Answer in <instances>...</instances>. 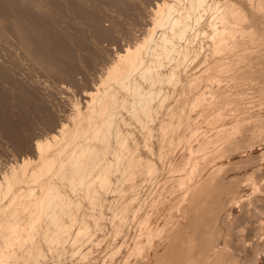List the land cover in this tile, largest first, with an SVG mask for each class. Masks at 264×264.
<instances>
[{
	"label": "rangeland",
	"instance_id": "374dc122",
	"mask_svg": "<svg viewBox=\"0 0 264 264\" xmlns=\"http://www.w3.org/2000/svg\"><path fill=\"white\" fill-rule=\"evenodd\" d=\"M162 1L163 0H0V112H2V114L5 116V118L4 117L2 118L0 116V182H2L0 185L2 186V184H4L3 182H5V181H2L1 179L4 180L5 178L8 179V177L9 178L12 177V175L10 174L11 173L10 170H12V173H13V171L16 172V173H13L14 176L18 175L17 173H19V172H17V171H20V168H21V167L18 168V166L22 165L21 163H22L23 159L24 160L25 159H29V160H27L28 163H26V168H25V169L29 168V170L28 169L26 170L30 174L29 176H31L33 173H35L34 175L36 176V178L34 177V179H33L34 181L30 180L31 178H33L34 175L31 176L30 178H28L29 180H27V175H26L27 172H25L23 174L22 171H20L24 176H22L23 178H20L21 175L19 173V180L23 182L26 179L27 182L28 181L33 182L32 183L33 185H31L32 187L28 185L29 183L23 182V183L26 184V186L28 185L29 188H33V190L31 189L32 191H30V189H28L29 192H26V190H27L26 188L27 187H23V183H21L19 181L22 184V185L19 184V182H18L19 186L16 184L17 185L16 187L19 188V190H17V188H13L15 186L12 187L13 190L15 189L17 191L16 193H19L21 191V187H22V190L25 188L26 189V190L24 189L25 192H23L24 191L23 190V191H21L20 194L23 197L24 193H26L27 196L25 195L24 196L25 198L23 199V198H21L20 194H18L20 198L16 194V197L19 200H17V198L15 197L16 199L15 198L13 199V203H11L12 205H9L8 206L9 208L7 207V210H6L5 207H2L0 205L2 207V208L0 207V210H1L0 211V216L2 217V215H3V217H2L3 220L5 218H6L5 220H7V217H8L7 215H11L13 212L14 213L11 215V217L9 216L10 218H8V219H15L17 221L20 218L23 219V220L20 219L22 221H18V225L17 226L20 227V232L18 233L19 236L15 239V241L11 240V239H9V240L7 239L8 240L6 242L7 244L4 245V246H0V250H2V251L5 250V251H3L5 254L2 252L3 255H4V258H3V260H1L0 264H2L3 262H6L7 264H17V263H20V264H36V263L37 264H58V263L59 264H61V263L62 264H78V262L80 260H82V259L83 260L80 261L79 264H84L85 262H86L85 264H124V263L125 264H138L141 261L142 262L140 264H183V262H184L183 258H186L185 260L193 259V257H196L198 255V253H199L200 257H196V259H194V262L196 260V264L197 263L200 264L202 259H200L201 258V253H200L201 251H200L199 247L203 246V245H204V247H206V245L210 246L211 243L209 244L208 240L211 239V242H212L213 241L212 238H214L218 232H219L218 235L220 237L219 236L217 238L215 237L214 241L212 242L213 244H211L212 246H210L212 249L214 248V250L217 247L216 250H218L220 252L219 253L218 251L215 250V253H216L215 256L216 257L214 256V258L212 259L213 263L216 262V264L217 263L221 264V263H223V261L225 259V261H224L225 264H230V263L232 264L235 261L237 263L235 262L233 264H238V262L240 264L242 262V258H244L245 259V260L243 259L244 262L245 263L247 262L249 264V260L253 261V259H249L248 258V253L249 252H247V251H251L254 248V252L253 251L250 252V254L251 253H253V254H251V255L249 254V257L252 256V258H254V263L255 264H261V263L264 264V262H263L264 258L262 257L263 256L262 255L263 251L262 252L260 251L261 248L264 247V245H262L263 242H261V241L264 240V232H263L264 231V227H263L264 226V220H263L264 219L263 218L264 217V212H263L264 211V204H262V203H264V201L262 199V198H264V193H263V190H264V156H263L264 155V149H263L264 148V143L263 144L261 143L262 140L264 142V128H263L264 127V110H263L264 109V0H256V1L253 0V2H255V3H253L252 0H250V1L249 0H246V1L245 0H228V1L227 0L223 1L222 0L223 2L220 1V0H218V1L212 0L213 3L215 2L214 5L213 4L210 5L212 3V1H210V0H209L210 3H209L208 0H166L168 3L165 0L163 1L164 3ZM169 1L170 2L172 1V2L169 3ZM185 2H186V6H185ZM193 2H195V3H193ZM216 2H219V3H216ZM157 3H158V5H157ZM223 3H224L225 8L223 6ZM259 3H261V4L259 5ZM159 4L162 5V8L160 7L161 5L159 6ZM163 4L165 6H163ZM205 4H207V6ZM232 4H234V5L232 6ZM218 5H219L220 9L217 8ZM246 5H248V6H246ZM176 6H179L181 9H179ZM205 6H206V8H204ZM255 6H257V7H255ZM159 7H160V10L163 9V7H164L165 10L163 9V11H166L167 13L164 14V16H163L164 18H162L161 22L158 23V22H155V21L157 20V18L159 19V17L155 16V15L160 14V12H158ZM209 7H210V11H209ZM258 7H261V8H258ZM176 8H178V9H176ZM193 8H194V10H193ZM253 8H254V10H253ZM257 9H259V10H257ZM154 10L156 12H154ZM199 10H200V12H199ZM228 10H229V12H228ZM216 11H217V13H218V11H220V14L218 13V15H217ZM188 12H189V14H188ZM191 12H192V14H191ZM210 12H212V14L215 17L217 16L216 18L219 19L218 20L219 28L223 27V25L229 26L230 28H229L228 31L230 32V34L232 33V36H233V37H229L230 39L229 38H224L219 44V46H224V47H221V48L218 47V49H216L217 51L215 50L213 52H212V48L213 47H211L212 45H209V43H208L209 42L208 40H210V44H212L211 43V38H210L211 35H210L209 31H208V37H206L207 36V30H209V26H208V22H205V21L206 20L208 21L209 17L212 15ZM182 13H183V15H182ZM206 13H207V15H206ZM208 13H209V15H208ZM202 14H203V16L204 15L208 16V18L207 17L204 18L205 16L204 17L201 16ZM243 15H246L247 17L243 16ZM154 16H155V18L156 17L157 18L154 19ZM190 17H191V19H190ZM239 18L240 19L242 18V19L240 20ZM202 19H203V22L205 24L200 23V20L202 21ZM204 19H205V21H204ZM190 21H191V24H190ZM153 22H155V23H153ZM197 22L200 23V25ZM229 22L230 23L234 22V23L230 24ZM160 23H161V28H159L160 27ZM182 23H186L184 25L185 26L187 25L186 26L187 28L184 25H182ZM153 24H156L155 25L156 27H153ZM201 24H203L202 27L204 29L206 28L205 30L202 29V28H201L202 30L199 29ZM193 25H194V27H193ZM196 25L199 26L198 27L199 30L197 29ZM239 26L242 27V28L239 29L240 28ZM237 27H239V28H237ZM152 28H153L154 31H152V33H151L150 29L152 30ZM154 28H157V30L154 29ZM236 29H238L239 31H237ZM166 30H167V32H166ZM194 30H197V31L194 32ZM176 31L180 33V36H178V37L174 36V33H177ZM198 31H200L199 34H198ZM149 32H150V34H149ZM190 33H191V35H190ZM251 33H252V35H250ZM167 35H168V37H166ZM188 35H190V37ZM235 35H238V36L235 37ZM234 37H235L237 42H235ZM241 37H243V38H241ZM245 37H247V38H245ZM250 37H251V39H248ZM145 38H147V39H145ZM183 39H184V41H183ZM142 40H143L142 43H144V42L145 43L147 42V43H146V45L144 43V44H142V47H139V46H141L140 44H141ZM145 40H147V41H145ZM155 40H157V41H155ZM163 40H166L165 44L168 47L165 44L161 45ZM167 40H169V41H167ZM174 40H175V43H173ZM239 40H242V41L240 42ZM245 40L246 41L248 40L247 43L252 40L251 41L252 43L251 42H249V43L253 44L252 46H254V49L253 48H248V47H250L249 43L248 44L246 43L248 46L247 45L245 46ZM152 41H153V43H152ZM158 41H160V43ZM177 42H179V44L181 43V45L183 43V46H181L182 49H181L180 45ZM238 42H240V43H238ZM24 43H25V46H24ZM137 43H139V44H137ZM150 43H152V44H150ZM156 43H158V44H156ZM241 43H243L242 44L243 49H241V47H242ZM149 44L151 45V48L149 47L150 46ZM184 44L186 46H184ZM239 44H240L241 47L239 46ZM135 45L136 46L139 45V46H137V51L133 50L134 48L136 49ZM144 45L147 46L146 50L144 48ZM208 46H210V48H207ZM169 47H170V49H169ZM205 47L207 49H205ZM232 47H234V49ZM237 47H239L241 50H239V48H237ZM246 47H247V49H246ZM127 48H130L131 50L127 49ZM140 48H142V50H144V51L141 50V52H139ZM149 48H150V50H149ZM185 48H186V51H185ZM154 49H155V51H154ZM209 49H210V51H209ZM202 50H204L203 51L204 53L202 52L204 55L201 53ZM236 50L238 51V53H237ZM127 51L137 52V57H139L138 55L141 54L143 56V60L146 58L145 61L146 60L147 61L146 62L143 61L142 57L140 55L141 58L139 57V58H137V60L140 62V67H142V66H144V67H142V68L139 67L137 69L138 71L136 70V72H134V74L133 73H132V75L130 74L132 76L131 78H130V75H129V76H127V78H125L126 80L122 79L123 81L120 82V83H122L123 85L122 84L120 85V83H119L120 89L118 90V83L117 84L116 83L112 84L111 82L108 81L109 80L108 77L110 79L113 78V77L110 76V74H112L110 72H114V71H116V69L119 70V66L118 65H120L121 61H123V59H124L123 54L126 53ZM147 51L149 52V55L147 54L148 53ZM181 51H182V55H181ZM194 51H195L196 54H198L200 52L199 53V57H200V55L203 57V58L201 57V60H200V62L202 61L201 63L199 62V60H196L198 58H196L197 55L194 53ZM197 51H199V52H197ZM207 51H209V52H207ZM227 51H229L230 53L227 52ZM138 52H139V54H138ZM151 52H152V54H151ZM167 52H169V53H167ZM235 52L237 53V55H234V54H236ZM120 53L122 54V56H120L121 55ZM242 53H244V54H242ZM206 54H207V56H206ZM229 54H230V56H229ZM247 54H248V56H247ZM180 55H181V57H180ZM239 55H243V57L239 56ZM157 56H158V58H157ZM209 56H210V58H209ZM226 56L228 57L229 60H227ZM234 56L235 57L237 56L236 58L238 60L235 58L237 60V62H236V60H233ZM215 57H218V58H216V59H218L217 61H216ZM229 57H231V58H229ZM151 58L154 59V60H152ZM180 58H181V60H180ZM206 59H207V61H206ZM230 59L233 61V63H232V61ZM239 59H241V61ZM194 61L195 62H199V65H197V68L196 67L194 68V66H195V65H193ZM208 61H212V63L210 62V64H209ZM153 62H155V63L153 64ZM160 62H163L162 65H161ZM174 62H176V63H174ZM204 62L207 63L208 65H206V67L204 66V68H202L203 65H204ZM218 62H220L222 65H220V63H218ZM240 62L243 63V64L241 63L242 64L241 67H240V64H239ZM178 63H179V65H178ZM183 63H184V65H183ZM187 63H188V66H186ZM214 64H216V65L214 66ZM223 64H225L227 66L229 65L228 66L229 68L227 66H224ZM232 64H233L234 67L231 66ZM244 64H245L246 67L245 66L243 67ZM148 65L149 66L152 65L151 66L152 69L149 68ZM168 65H170V66H168ZM189 65H191V66H189ZM115 66H116V68H115ZM153 66H154V69H153ZM208 66H210V67H208ZM235 66L236 67L239 66L240 70H239L238 67L236 68ZM199 67H201L202 69L197 71L199 69ZM224 67H226L225 70L226 71L229 70L230 73L228 71L226 73L225 70H224ZM114 68H115V70H112ZM188 68H189V70H188ZM143 69H144V71H143ZM166 69H168V70H166ZM190 69L193 70V72L191 71L190 73H194L195 72V74L189 75L190 73H187V75H186V72H189ZM220 69H222V70H220ZM151 70H152V72H151ZM172 70H175V72L172 71ZM235 70H237L236 73H233V72H235ZM166 71H168V73L170 75L168 74V76H166V74H167ZM207 71H208V73H207ZM239 71H241V72L239 73ZM153 72H154V74H153ZM159 72L160 73L162 72L161 74H163V75L161 76V74ZM196 72L197 73L199 72V73L197 74ZM182 73H183V75H182ZM202 73L203 74L205 73V75H202ZM232 73L236 74V75L232 76L233 75ZM114 74H115V72L113 73V75ZM141 74H142V76H140ZM150 74L151 75L153 74V75L151 76ZM173 74H175V75H173ZM211 74H212V76H211ZM228 74L229 75L232 74V75L227 76ZM214 75L218 76V77H213ZM139 76L141 78H139ZM148 76L151 79L147 78ZM157 76L159 77V79L157 78ZM187 76H189V77L191 76L192 78L191 77L187 78ZM235 76L238 77V78H236ZM152 77H155L156 80H154L155 78H152ZM184 77L187 80H190L191 82L189 81L188 84L186 85L187 82L185 81L186 79ZM221 77H222V79L224 81L222 80L223 82L222 81H220V82H222L223 84L219 82V79L221 80ZM230 77H232V78H230ZM170 78L172 79V81H173L174 78H177V81H176V79H174L175 80L174 81V85L172 84L173 82L171 81ZM207 78H209V80ZM210 78H211V80H210ZM215 78H217V79L213 80ZM227 78H230V80L231 79H233V80L230 81ZM196 79H198L199 81H195ZM104 80L106 82V83L104 82L106 85L109 84L108 86H106L103 83ZM152 80L154 81V83H153ZM161 80H162L163 84L161 83ZM206 80H208V83H207ZM228 80H229V82H228L229 84L228 85H230L229 87L227 85V82L224 83L225 81H228ZM124 81H125L126 84L123 83ZM157 81H159L160 83L157 82ZM194 81H195V83H194ZM107 82H108V84H107ZM113 82H114V80H113ZM156 82L159 83V85H158L159 87L156 85ZM230 82H232V83H230ZM145 83H150V84H146L145 85ZM212 83L214 85L215 84L216 85L212 86ZM115 84L117 86H114ZM225 84L227 85V87H225L226 86ZM232 84L234 85V87H233ZM237 84H238L239 88L236 86ZM126 85H127V88H126ZM136 85H137L138 88L136 87ZM147 85L150 86V87L148 88ZM189 85H190V87H188ZM195 85H196L197 89L194 88ZM201 85H202V87H204L203 89H200V88H202ZM204 85H206V87ZM100 86H102L101 87L102 91L99 88ZM109 86H110V88H113V89L110 90V88H108ZM129 86H131V88L133 87L132 90H131L132 93L130 92V88H128ZM209 86L210 87L212 86L213 88L212 87L210 88ZM220 86L222 88H220ZM141 87L142 88L146 87V88L142 89ZM154 87H157V88L154 89ZM216 87H219V89L218 88L216 89ZM186 88H187V90H186ZM230 88L233 89V90H231ZM235 88L238 89L237 90L238 93H237ZM145 89H146V91H145ZM178 89H180V90H178ZM212 89H214V90L210 93L209 91H211ZM222 89L224 91L226 90L227 92H224ZM229 89L231 91H228ZM93 90H95L94 91L95 93L93 92ZM99 90H100L101 93L99 92ZM120 90L122 91L121 92L122 94L121 93L119 94ZM124 90H126V91L129 90V93L124 91ZM133 90H134V92H133ZM174 90L177 91V92H174ZM185 90H186V92H185ZM215 90H217V91H215ZM96 91H98L97 93H98V95H100L99 99L101 100V101L99 100V102H100L99 104L96 103L97 104L96 107L98 108L100 106V108L101 107L103 108V113L100 114L102 116H100L99 119L103 118L102 123L104 125H102L101 127H100V125L97 126V124L95 125V123H94L96 121H93V125L95 127V132L93 134L94 135L96 134V135L94 136L92 134L91 137L88 139V137L90 136V132H86V131L84 132V130H83L84 129L85 118H86V113H87V109H86V104L85 103L88 102V99L91 96H93L95 98L98 96L96 94ZM166 91H167L168 95H166L167 94V93H165ZM192 91L195 94H192L193 93ZM219 91H220V93H219ZM221 91L224 93V95H222L223 93ZM89 92L90 93L93 92V94H95L96 96H94L93 94L90 95ZM124 92H126L127 95ZM136 92H138V93H136ZM153 92L155 93L154 94L155 97L153 96ZM200 92H201V95H200ZM235 92H236V94H235ZM87 93H89V96H88ZM107 93L109 95H111V96H109ZM116 93H118V95ZM180 93L182 94V96H181ZM205 93H208L209 95L205 94ZM102 94H103V96H102ZM135 94L138 95V97ZM143 94H145V95H143ZM161 94H162V96H161ZM191 94H192V96H191ZM228 94L229 95L232 94V96L234 95L232 100L235 98L237 101H235V99L233 101H231L230 98L232 96L230 95L231 97H229ZM121 95H122V97H121ZM130 95H131V97H130ZM165 95L167 96V98H166ZM211 95H213V96L211 97ZM214 95L216 96L215 97L216 99L214 98ZM207 96H209L210 99L206 98ZM224 96L226 98L225 101L222 100V99H224L223 98ZM103 97L105 99H103ZM117 97H120V98H117ZM158 97H160V100L159 99L157 100ZM186 97L188 98V101H189L190 105H187L188 101L186 100L187 99ZM127 98H130L131 100L127 99ZM154 98H155V100L153 101ZM163 98H164V100H163ZM184 98H186L185 99L186 103L184 101H182ZM113 99H114V101L115 100L116 101L114 102ZM165 99H166V101H165ZM174 99H175V102H174ZM123 100H124L125 103L123 102ZM156 100L159 101V102L157 103ZM206 100H207L208 103L206 104V106L205 105L203 106L202 103L203 102L206 103L205 102ZM141 101H142V103H141ZM152 101L154 103H152V105H151ZM196 101L197 102L199 101L198 102L199 106H198V104H196L197 103ZM209 101H210V103H209ZM227 101H228V103H230V104H228L230 106V108L228 110L226 109V107L228 105L224 106V105H226L224 103H227ZM96 102H98V100H96ZM126 102H127V104H126ZM135 102H137L138 104H136ZM182 102H184L185 104L182 103ZM194 102H195V104H194ZM232 102L233 103L236 102L235 103L236 105L238 103L239 104L236 106L235 104H232ZM134 103L136 104V106L134 105ZM216 103H219L218 105H220V104L223 105L224 104L223 105L224 107L221 106V105L218 106V105H216ZM121 104H122V106L124 105L123 107H125V108L121 107ZM125 104L128 105L127 108H126ZM132 104H133V107L131 106ZM148 104H150V105H148ZM154 104H156L157 107L159 106L158 110H155V109H157V107ZM180 104H183L182 105L183 108H181V107L177 108L178 106H180ZM191 104H193V107H190ZM184 105H186L187 108H185ZM200 105H201V107H200ZM118 106L121 109L123 108L122 109L124 111L123 113H121L122 110ZM147 106H150V107H147ZM188 106H189V109H188ZM214 106H216V107H214ZM105 107H107V112H106V108ZM131 107H132V109H131ZM175 107L177 108V113H178L177 116L174 113L176 111L172 112L173 115L171 113V111ZM195 107H197V108H195ZM222 107L224 109H226V110H223ZM259 107L261 108V110H260ZM78 108H81V109L76 110ZM150 108H151V110H150ZM171 108H173V109L170 110ZM176 108L174 110H176ZM201 108H202V110L203 109L205 110V108H206V111H204V110L202 111ZM208 108H209V110H208ZM216 108L218 109V111H217ZM231 108H232V110H231ZM180 109H181V112H180ZM210 109H213V110H210ZM220 109H222V110H220ZM108 110H110L109 112L111 114L108 112ZM169 110H170V112L168 113ZM194 110H198L199 112L198 111H194ZM84 111H85V113H84ZM113 111H114V114H113ZM158 111L162 112V113H158ZM191 111L193 113H191ZM215 111H216V113H215ZM221 111H223V112H221ZM225 111H228V112H225ZM75 112H77V113H75ZM196 112H198V113H196ZM202 112H204V113H202ZM207 112L210 115V117L209 116L207 117V115H208ZM218 112L220 114L217 116ZM115 113H116V115H115ZM139 113H140L139 116L141 117V115H142V117H144V118H140L138 116ZM170 113H171L172 117L176 116V117H174L175 119L172 118L171 116H169ZM214 113H215V115H214ZM221 113L223 115L225 114V116L221 115ZM239 113H242V114H240L241 117L239 116ZM112 114H113V116H112ZM149 114H152L153 116H151ZM162 114H163L162 117H164V115L166 114V117H164V119L161 117ZM198 114H199V116H198ZM212 114H213V116H211ZM234 114L235 115L237 114L238 117H237V115L234 116ZM243 114H244V116L242 117ZM131 115H132V117H131ZM144 115H146V116H144ZM226 115H227V117H226ZM109 116H110V118H109ZM123 116H124V118H123ZM137 116L139 117V119H138ZM147 116H149V117H147ZM189 116H190V118H188ZM195 116L197 118H195ZM129 117H130V119H129ZM167 117H168V119L170 121L168 123H167V120H166ZM170 117L172 119H170ZM250 117H253L252 118V120L254 119L253 122H252ZM76 118H77V120H76ZM157 118H159V119H157ZM182 118H184V119L182 120ZM239 118L241 119V121L243 123L241 121H239L240 120ZM141 119L142 120L144 119V120L142 121ZM148 119H149V121L147 123H145ZM201 119H202L203 122H201ZM218 119H221V120H218ZM228 119H229V121H228ZM78 120H79L80 124L82 125L81 126L79 124L80 127L78 125H76ZM124 120H125V122H123ZM154 120H156V121H154ZM162 120H165V122L163 121L164 122L162 124L163 127H160L161 126L160 124L162 123L161 122ZM247 120H249V121H247ZM250 120H251V123H250ZM260 120H262V121H260ZM72 121L74 123H72ZM113 121L115 123H113ZM119 121L121 123H123V124H121ZM157 121H158V123H157ZM246 121H247V124H246ZM141 122L144 124V129L147 128V127L148 128L144 130L143 127H142V131H141L140 128H141V126H143L141 124ZM159 122H161V123H159ZM181 122H183V123L181 124ZM188 122H190V124ZM229 122H231V123H229ZM124 123H126V124H124ZM138 123H139V125H138ZM172 123L175 124V126H174L175 128L174 129H173ZM177 123H179V124H177ZM206 123L209 126H207ZM63 124L65 125V126H63V128H65L64 129L65 131L63 130V128H61ZM113 124H115V126ZM227 124H229V125H227ZM67 125H68V127H67ZM158 125H160V126H158ZM164 125H166V126L164 127ZM217 125H218V127L221 128L220 130H219L218 127H217L218 129L216 128ZM77 126L79 127V129H78ZM119 126H120V128H119ZM179 126H181V127L184 126V127H187V128H182L181 129V127H179ZM74 127H77L76 132H75ZM152 127H153V129H152ZM176 127H177V129H176ZM59 128H61V131H62L63 135L60 134V136L62 135L61 136L62 138H60L59 135H57V138H59L60 140L58 139L59 141H58V143L56 145L53 143V146H55L56 149H58V148L61 149L62 151L59 150V149L55 150V147H54L55 153H53L54 152V151L52 152L53 149L50 150V148H47L46 146H44V148H45L44 150L45 151H46V148H47L46 156L52 157V155L54 154L55 156L52 157V160L55 157L54 160L56 161V162H53L54 164L56 163L55 166H53V168L51 167L49 170L45 171V169H42L44 167L43 166L41 167L40 164H38L39 163L37 161L38 160V158H37L38 154L36 153V151L34 149L35 143L37 141H41V140H42V142H43V140L46 141V139L49 140V142L52 141V140H50L51 139L50 135L53 134V133H57L56 130H60ZM117 128H119V129H117ZM160 128H161V130H160ZM169 128H170V132H169ZM171 128H172V131H171ZM252 128H255L256 131H255V129L252 130ZM260 128H262V129H260ZM69 129H70V131H69ZM81 129L83 130V133H82ZM111 129H112V131H111ZM215 129L219 130V136H218V131L215 130ZM224 129H225V131H224ZM236 129H237V131H236ZM78 130H80V133H82V134L78 133ZM122 130H124V132ZM157 130H159V132L161 131L160 134H159V132ZM177 130H179V132H180L179 137H177L178 136L177 134L179 133ZM257 130H258V132H257ZM260 130H263V131L260 132ZM61 131H60V133H61ZM125 131H128V132H125ZM146 131H148V133ZM253 131H254V133H253ZM65 132H68V133H65ZM71 132H72V134H71ZM114 132H115V135H113ZM120 132H122L121 135H120ZM144 132L147 134L148 140H147L146 134ZM157 132H158V134H157ZM171 132H173V136H172ZM176 132H178V133H176ZM210 132H211L212 135L210 134ZM223 132H224V134H222ZM227 132H228V135L226 134ZM69 133L71 134V136H70ZM84 133L86 135H84ZM143 133H144L145 137H142ZM164 133H165V136H163ZM247 133L248 134L249 133H253V134L252 135L251 134L248 135ZM73 134L75 135V137H78V140L75 137H73V141L77 140L78 142L77 141L76 142H71L72 141V136H74ZM77 134L78 135L80 134L81 136H76ZM111 134H112V136H111ZM123 134H125V135H123ZM213 134L214 135L216 134V136H213ZM244 134H247V135H244ZM82 135L83 136H87V137L83 138ZM170 135H171V137H170ZM201 135H202V137H201ZM235 135H237V136H235ZM127 136L131 137V139H128V138L126 139L125 137H127ZM161 136L163 137L164 140L168 136V138H167L168 142L167 143H169V145H168L167 150H169L168 154L171 155V156H168V154L166 153L167 150H164V149L160 148L161 144L164 142V140L162 139ZM174 136L177 137V138H175ZM238 136H240V137H238ZM66 137H67V139L65 140ZM70 137H71V139H70ZM102 137H103V139H102ZM157 137H159V138H157ZM199 137L201 139H199ZM210 137H212V138H210ZM229 137L230 138L232 137V138L230 139ZM97 138H101V139H97ZM141 138H143V140H141ZM171 138L172 139L175 138L177 140L176 141L177 143L176 142L172 143L173 140L171 141ZM203 138L206 141L202 140ZM214 138L215 139L217 138V140H214ZM251 138H253L254 141ZM81 139H83V140H81ZM122 139H123V141H122ZM92 140H94V142ZM97 140H98V143L101 142L100 143L101 146L98 143L95 144V141H97ZM156 140L157 141L159 140L157 142L160 145V146L158 145L159 148L158 147L155 148V146H157ZM160 140H161V142H160ZM61 141L63 142L62 146L64 145V147L61 146V143H62ZM85 141H87V142H85ZM202 141L204 143H201ZM49 142H46V143L48 144ZM52 142L50 143L51 145H52ZM103 142L105 143V146L102 145ZM108 142L109 143L112 142V144L111 143L109 144ZM71 143L72 144L76 143L77 145L75 144V145H73L74 146L73 147L71 145ZM93 143H94V145H93ZM129 143L130 144L134 143L135 146L137 144V146L135 147L133 145H130ZM206 143L209 144L210 146L207 145ZM215 143H217V144H215ZM67 144H69V146ZM125 144H126V146H125ZM128 144L130 145V149L128 147L129 146ZM195 144L196 145L198 144V145L196 146ZM226 144H227V146H226ZM259 144H260V146H259ZM44 145H45V142H44ZM49 145H47V146L49 147ZM57 145H58V148H57ZM97 145H99V147ZM146 145H147V147H146ZM53 146H52V148H53ZM65 146H68V150L69 151L68 150L66 151L64 149V148L67 149V147H65ZM71 146H72V148H71ZM109 146H111V147H109ZM250 146H251V148H249ZM252 146L253 147L255 146L256 148L255 147L254 148L256 150L254 148H252ZM100 147H102V148L100 149ZM171 147H172V149H171ZM257 147L259 148V150H257L258 149ZM76 148H77V150H76ZM124 148H125V150H124ZM127 148L129 149V151L127 150ZM178 148H180L179 149L180 151H178ZM217 148H219V149H217ZM233 148H234V150H233ZM246 148H247V150L248 149L249 150L248 151L245 150ZM261 148L263 149L262 153L260 152ZM120 149H121V152H120ZM135 149L138 150L139 153H136L138 151H136ZM159 149H161V150H159ZM185 149H186V151H185ZM48 150H50V152L53 153V154H51ZM107 150H109V151H107ZM117 150L120 153H118ZM130 150H131V153H130ZM147 150L152 151V152L148 153ZM153 150L155 152L157 150L158 154L157 153H153ZM158 150H159V152L161 151V154L163 155L162 161H160L157 158V157H159ZM172 150H174L173 153H172ZM213 150H215V151H213ZM241 150L242 151L244 150L245 152L244 151L242 152ZM123 151L125 152V154H124ZM162 151H163V153H162ZM164 151H166V152L164 153ZM170 151H171V154H170ZM177 151H178V153H176ZM58 152H60V153H58ZM62 152H63L64 156H63ZM107 152H109L108 153L109 155L106 154ZM122 152H123V154H122ZM184 152H185V154L186 153L187 154L183 155ZM221 152H222V154H221ZM240 152L243 155H241ZM49 153H50V155H48ZM150 153H153V154H151V157H150ZM260 153H261L262 156L260 155ZM66 154H67V156H66ZM74 154H75V156H74ZM154 154L156 155V157H154L155 156ZM247 154H249V155L247 156ZM59 155H61V156L59 157ZM88 155H89V157H88ZM111 155L114 158L113 162H112L113 158H111ZM119 155L120 156L124 155V156H121L122 158H120ZM126 155L128 157H126ZM164 155H166V156L164 157ZM237 155H239L238 158H237ZM240 155H241V157H240ZM108 156H109V158H108ZM129 156H131L132 158L129 157ZM134 156L137 157V158H135ZM218 156H220V158ZM227 156L228 157L231 156V157L228 158ZM57 157H59V158H57ZM79 157H81L82 161H81V159ZM145 157H147V159ZM168 157L171 160L173 158L174 159L170 162V159ZM182 157H183V159H181ZM261 157H263V158H261ZM107 158L110 159L111 161L109 160L110 161L109 162L107 160ZM140 158L142 160L144 158V160L142 161ZM150 158H152L153 160H155V158H156V160L153 161ZM260 158H261V160H259ZM56 159H58V161ZM119 159H120V162H119ZM121 159L123 160V162H122ZM130 159H131V161H128ZM163 159H165V160H163ZM179 159H181L182 161L179 160ZM214 159L216 161H213ZM249 159H250V162H249ZM255 159H256V161H255ZM33 160L37 161V163L35 164L33 162ZM84 160H86V162ZM106 160L108 162H106ZM138 160H141L140 162H142V163H140V164H142V165H140L141 166V170L140 171H139V169H140L139 167L140 166H139V161ZM175 160H176V162H175ZM83 161H84V163H83ZM150 161H152V162H150ZM159 161H160L161 164L159 163ZM188 161H190V164H189ZM221 161H222V163H221ZM236 161H237V163H236ZM241 161L244 164H241L242 163ZM121 162L124 165L128 164V162H129V165H127L125 167L124 165L121 164ZM134 162L136 164V167H137L136 169L137 170L135 169V164L133 166ZM145 162L147 164L149 162L150 163L148 164V166H147V164H145L144 167H142ZM153 162L154 163L158 162V164L155 163L158 166L157 165L155 166V164ZM254 162H256V163H254ZM175 163L177 164V166H176ZM182 163H184L185 165L182 164ZM238 163L241 164V166L238 165ZM257 163L260 164V165L258 164V167H257V165L255 166V164H257ZM118 164H119V167H118ZM120 164H121V166H120ZM186 164H188V165H186ZM194 164L196 166H194ZM202 164H204V165H202ZM230 164H231V166H230ZM236 164L238 166H236ZM100 165H101V168H100ZM160 165H162V166H160ZM205 165H206V167H205ZM233 165L235 166V168H234ZM243 165L248 166L247 168H249V169H247ZM14 166H15V169H14ZM27 166H30V167H27ZM33 166H34V168L39 166L41 169L39 168L37 170V168H36V171H33L32 168H31ZM74 166L75 167L78 166L77 168L83 170V172L80 173V174H76L75 172L71 171V170H73L75 168ZM130 166H131V168H130ZM163 166H165V167H163ZM200 166H202V168H200L201 170L199 169ZM208 166H210V172H208V170H209ZM251 166L252 167H256L257 169L253 168L254 169L253 170ZM120 167H121V169H120ZM124 167H125V169H123ZM154 167H155V170L153 169ZM157 167L161 168V170H160V168L158 169V172L156 170ZM216 167L218 168V170H217ZM259 167L262 170L261 169L259 170ZM98 168H99V170H98ZM118 168H119V170H118ZM142 168H146L145 171ZM151 168L154 170V173H155V174L153 173L152 176H150L151 175V173H150ZM205 168H206V170H205ZM212 168H213V170H211ZM104 169H106V170H104ZM188 169H189V171H187ZM192 169H193V172L190 171ZM251 169H252V171H251ZM108 170L109 171L112 170V171L109 172ZM124 170H125V172H124ZM130 170L131 171L133 170L132 172L134 174L137 171H139V173H137V175L135 174L136 176H134V174L132 172H130ZM153 170L151 172H153ZM204 170H205V172H204ZM39 171L42 174H40ZM95 171H96V173H95ZM146 171H148L149 173H147ZM176 171H177V173H176ZM31 172H32V174H31ZM122 172H124V173H122ZM145 172L147 174H145ZM156 172L157 173L160 172L161 174L159 173L158 174L159 176H158ZM243 172H244V174H243ZM258 172L261 173L260 177L258 176V175H260ZM38 173L40 174V175H38V177L42 176L44 174V177H46L48 183L45 181L46 180L45 178H44V180L41 181L43 176L40 177V178H37V174ZM74 173H75V175H74ZM83 173H84V175H83ZM94 173H95V175H94ZM113 173H114V175H113ZM196 173H199V175H203V176L209 173L210 176L208 174V176L207 175H206L207 177L204 176L203 177L204 180H202V178L200 179V176L197 175ZM235 173H236V175H235ZM251 173H253V175ZM8 174H10L11 176L8 175ZM53 174H55V175H53ZM122 174L125 175L124 178L122 177L123 176ZM129 174L132 175L131 179H133V182L131 180H128V179H130L128 177V176H130ZM138 174H140V176ZM143 174H145V175H143ZM170 174L173 175V177L170 178L169 183H167L166 185H161V183L158 182V180L160 178L162 179L163 177H165L167 175H170ZM180 174H182V178L184 177L185 174H189L188 175L189 179H186V181H183V182L173 183V181H176L178 176L179 177L181 176ZM245 174H246V176L248 175V176H251L253 178H249L247 176L248 177V179H247L248 181H247L246 180L247 177L245 176ZM256 174H257V177H256ZM4 175L5 176L8 175V177H5ZM46 175H48V176H46ZM92 175L94 177H92ZM116 175H117V177L115 178ZM156 175H157V178H156ZM66 176H67V178H66ZM109 176L111 177V179L109 178ZM137 176H139V177H137ZM196 176H198L199 179H200V181H198L199 183L196 182L197 180H199L198 177H196ZM262 176H263V178H262ZM24 177H25V179H24ZM55 177L57 179H55ZM149 177H152V178H149ZM232 177L234 178V180H233ZM244 177H245V180L247 181V183L243 179ZM117 178H118V180L120 178V182L118 181L120 184L116 181ZM140 178L141 179L143 178L142 180H144V181H141ZM182 178H178V179L182 180ZM194 178L197 179V180L195 181ZM224 178H226V179H224ZM238 178H240V180L242 182L240 180H238ZM257 178H260V179L258 180ZM22 179H24V180H22ZM35 179H38L37 182H36L37 184L35 183V181H36ZM39 179H40L41 182L39 181ZM49 179H50V181H48ZM113 179H114V181H113ZM134 179H135V181H134ZM138 179H140V180H138ZM149 179H151L150 182H149ZM227 179H228V181H227ZM235 179H236V181L237 180L238 181L236 182ZM249 179H250V182H251L252 179H254L255 183L253 181L252 182L255 184V186L257 185L256 186L257 190H259L258 187L259 188L261 187L260 189L263 188L262 192H259V191H261V190H259L257 193H255L256 187L254 186L253 183H251L252 184V186H251V184L249 182ZM65 180H67V181H65ZM111 180H112L113 183H111ZM126 180H128L127 183H126ZM145 180H147L148 183L145 182ZM208 180H210V181H208ZM211 180H212V182H211ZM222 180H223V182H222ZM256 180L259 183V185L256 183ZM121 181L123 182V184L121 183ZM129 181H130V183H128ZM138 181H139V185L140 186L136 187V183L138 184ZM140 181H141V183L144 182V183H142V185L143 184L145 185L146 183L147 184L145 186L143 185V187H141ZM243 181H245V183L248 184V185L243 184ZM49 182H51V183H49ZM153 182H155L156 184L153 183ZM191 182H193V183H191ZM238 182L239 183L241 182V183L239 184ZM38 183H39V185H38ZM42 183L46 184V186L43 185ZM55 183H57V184L53 188V185H55ZM63 183H65L64 185H67V186H64ZM124 183H125V185H124ZM185 183H187V184H185ZM219 183L221 184L220 187H219ZM230 183H232V184L230 185ZM117 184H119V185H117ZM194 184H195V186H193ZM196 184H197L198 187L196 186ZM132 185H133V187H130ZM134 185L136 187L135 191H137L139 189V193H138V191L137 192L134 191V188H135ZM159 185H161V186L158 187ZM237 185H239V187ZM240 185H242V186L240 187ZM96 186L98 187L97 189H96ZM113 186H114V189H116V190H111V189H113ZM166 186L169 188V191H168V188ZM191 186H192V188L195 187V188H193L194 191H193V189H191ZM224 186L227 187V188H229V187L230 188L226 189ZM235 186H237V187H235ZM60 187H63V188L60 189ZM78 187H79V189H77ZM110 187H111V189H110ZM221 187L222 188L224 187V188L222 189ZM244 187H246V188H244ZM252 187H255V188H253L255 191L252 189ZM119 188H121V189H119ZM129 188L131 189V191H130ZM215 188H217L218 190L215 189ZM240 188H242V189H240ZM249 188L251 189V191L253 190L252 192L255 193L256 196H262V197H260V199L255 200V198H257V197H255V195L253 193L249 194V192L247 193L249 195L246 196L247 195L246 192L250 190ZM64 189H69V190H67L68 192H66V190H64ZM157 189H158V191H156ZM180 189H181L182 192L179 191ZM183 189H186V190H183ZM36 190L38 192H36ZM99 191H101V193ZM149 191H151V192L149 193ZM216 191L217 192L219 191L218 195H217ZM227 191H228V193H227ZM240 191H243V193H245L244 197H242L243 193L240 192ZM130 192H132V193H130ZM173 192H174V194H173ZM179 192H180V194H179ZM190 192H191V194H190ZM212 192H213V194L215 192V195H213ZM27 193H29V194H27ZM46 193H48V194H46ZM62 193H63V195H62ZM73 193H75V194H73ZM77 193H79V194H77ZM126 193H128L129 196ZM137 193H138V195H137ZM158 193H160V194H158ZM175 193H176V202L178 201L177 203H179V204H181L182 206L185 207V208H183L184 211L181 208L178 209L179 204L177 205L176 202H175ZM230 193H232V194H230ZM67 194H68V197H67ZM88 194H89V196H87ZM167 194L168 195L170 194V196H169L170 200H169ZM102 195L104 196V198L100 199V197ZM131 195H134V196L132 197ZM153 195H154V197H153ZM186 195H187V197H186ZM125 196H128L127 200H126ZM228 196H229V199L232 197L231 200H233V198L235 199V197H236L237 199L235 201H237V203H239L240 205L236 204V202H233V204L234 203L236 204V206H237V208H236L235 204L234 205L231 204L232 201H230L228 199ZM30 197L31 198L33 197L32 198L34 200L33 202H32V200L29 199ZM42 197H44V198H42ZM205 197H206V199H205ZM40 198H41V200H40ZM64 198L67 201H64ZM82 198L88 199L89 203H88V201H85V199H82ZM163 198H164V200L166 199L164 202H163ZM184 198H185V200L188 201L187 203H186V201H183ZM207 198H208V200H207ZM28 199L31 201V206H29L30 205V203H29L30 201H28V202L26 201ZM56 199H57V201L55 202L54 200H56ZM76 199H77V201H76ZM156 199H158V200L155 201ZM179 199H180V201H179ZM204 199L206 201H204ZM225 199L227 201L223 202V201H225ZM249 199L250 200L252 199L251 201H253L252 203L255 206L254 210L251 209L252 207H250V204H251V206H253V205H252V203H250ZM261 199H262L263 202L261 201ZM16 200H17V202H20V200L21 201L25 200L27 202V204L23 201V203L20 202L21 205L23 204L22 206L18 205L19 203H17ZM123 200L124 201L126 200L125 203H123L124 202ZM167 200H169L170 202L169 201L167 202ZM181 200L183 201V203H182ZM201 200H203V203H202ZM259 200H260V202H259ZM147 201H148V203H147ZM159 201L161 202V204H160ZM200 201H201V204L199 203ZM34 202L37 203V204H35L37 207L40 205L41 207L44 208L46 206V204L49 203V202H52L51 203L52 206H50V208H48V207L44 208L43 211L41 210V212H43V213H39V214L30 213L31 209L34 208V206H33ZM60 202H61V204H60ZM82 202H84V203H82ZM85 202H87V203H85ZM121 202H122V204H121ZM155 202H156V204L159 202L158 205H157L158 207L154 204ZM165 202H167V203H165ZM172 202H173V204H171ZM220 202H221V206H218V205H220ZM227 202H229V203L231 202L230 203L231 205H226V204H229ZM28 203H29V205H28ZM81 203H82V205H81ZM93 203H94V205H93ZM119 203H120V205H119ZM162 203L163 204L165 203L166 205H163ZM244 203H245V205L243 206ZM258 203H260L263 206H261L260 204L258 205ZM84 204L85 205L88 204V205L85 206ZM153 204L155 205L156 208L153 206ZM202 204H203V206H201ZM255 204H257V205H255ZM13 205H15V206H13ZM128 205H129V208H128ZM133 205H135V206L133 207ZM171 205H174L175 207L171 208ZM196 205H197L198 209L201 206L200 207V211L198 209H197L198 211L197 210H193V208ZM18 206H20V208ZM96 206H97V208H96ZM124 206H125V209H123ZM159 206H161V207H159ZM167 206H168V208H167ZM205 206H209V207L207 208ZM256 206H258L257 210H258V208L262 207L261 210L260 209L258 210L259 212L256 210ZM132 207H133V209H132ZM233 207H234L235 211L233 210ZM13 208L16 211H13L14 210ZM142 208H143V212H142ZM159 208H161L160 211H159ZM163 208H164V211L162 210ZM169 208H171V209L168 210V211L169 212L171 211V213L167 212V209H169ZM3 209H5V211ZM8 209H10V210H8ZM22 209H23V211H22ZM65 209H66V212H65ZM80 209H82V210L79 213ZM148 209H149V211H148ZM155 209H158V210L156 211ZM172 209H174L175 212H177V213H175ZM195 209H196V207H195ZM236 209L237 210L239 209L238 212L236 211ZM95 210L97 212L96 214L99 215L97 217H96V214H95ZM113 210H114V212H113ZM144 210H145V212H144ZM161 210H162V212H163L162 214L164 216L161 214ZM191 210H193L196 213L193 214V212H191ZM201 210H202L203 213L201 212ZM203 210H205V211H203ZM218 210H220L219 213H218ZM7 211H9V212H7ZM18 211H20L22 213L20 214ZM27 211L30 214H32V215L28 214ZM221 211H222V213H221ZM223 211L226 214H223ZM4 212H5V215L7 214L6 216L4 215ZM23 212H26V213H23ZM57 212H59V213H57ZM87 212H89L90 214L87 213ZM93 212H94V214H93ZM129 212H130L131 216L129 215ZM156 212H157V214H156ZM172 212H174L177 215L173 214ZM212 212H213V214H212ZM227 212H228V217L230 218V220H229L228 217H226ZM250 212H253V213H250ZM257 212H258V214H257ZM15 213H17V214H15ZM76 213H77V215L79 214L78 217H77ZM84 213L85 214L87 213V214L85 215ZM101 213H102V215H101ZM148 213H150L149 217H148ZM190 213H192V214H190ZM18 214H19V216H18ZM171 214H173V215H171ZM33 215L35 217H33ZM58 215H60V216H58ZM84 215L86 216V218H84L85 217ZM191 215H193V217ZM224 215H225L226 218L222 219L224 217ZM241 215H243V216H241ZM165 216H167L169 218L166 217L164 219ZM201 216L202 217H206V219L207 218L208 219L206 220L204 218V220H205V221L203 220L204 222L195 220L196 218L198 219V217H201ZM216 216H217L218 221L216 219ZM232 216H233V218H232ZM253 216L256 219L253 218ZM1 217H0V220L3 221ZM25 217H26V219H24ZM49 217H51V218H49ZM147 217L149 218L148 220H147ZM213 217H215V218H213ZM260 217H262V218H260ZM47 218H48V221L46 220ZM155 218L156 219L158 218L157 221H156ZM170 218H172V220H170L171 223L168 220ZM189 218H190V220H189ZM192 218L196 221V224H195V222L192 221ZM211 218H213V220L216 219L217 222L214 220L216 224H214V221L211 220ZM231 218L233 220V223H232ZM242 218H244V219L241 220ZM250 218H252V220ZM209 219H210V221L213 222V223L210 222V223H212L213 226L210 225V223H208ZM259 219H260V221H256V220H259ZM114 220H116V221H114ZM119 220H123V223H122L123 225L121 227L122 228L121 230H119V228H120L119 227V224H120ZM163 220H167V222H169V224H170V226L168 225L169 227H167V226L165 227L166 229H164V231H162V229L164 228L163 227L164 226L163 223H166V221L164 222ZM254 220H255V224L253 223ZM261 220H263V221H261ZM1 221H0V223H1ZM77 221H79L78 223L80 225L77 223ZM87 221H88V223H86ZM179 221H180L181 224L179 223ZM219 221L221 222L223 227H220L221 225H220ZM250 221H251V223H250ZM92 222L94 224H92ZM112 222H114V223H112ZM115 222H116V224H115ZM190 222H193V223L191 224ZM223 222H225L224 223L225 225H223ZM261 222H262V224H261ZM35 223H38V224H35ZM153 223L155 225H153ZM199 223H201V224L203 223L202 226L206 225V227H199V226H201ZM257 223L258 224L260 223V224L258 225ZM112 224H113V226L111 228ZM186 224L187 225L190 224V226L192 225L191 228H194L192 230L193 231L196 230V231L193 232V233H190L191 232V228H188L190 226H187ZM198 224H199L198 229L200 230V232H203L204 230L206 231V229H207L209 235H208V233L203 232V234L204 233L205 234L202 236L200 234L199 230L195 228ZM218 224L220 226H218ZM252 224H254V225H252ZM29 225H31V226H29ZM37 225H38V227H37ZM74 225H77V226H74ZM114 225H116V227ZM150 225H153L154 227L157 228L156 230H154L156 232L157 236L155 237L156 240L153 241V242H150L149 240H147L145 238V230L146 229H147V231L150 230V227H151ZM173 225H174L173 229L175 228V230L172 229ZM178 225H180V226H178ZM214 225H215V227H214ZM226 225H228V226H226ZM153 226H152L151 229H155ZM217 226H218V228H217ZM29 227H31V228H29ZM41 227H43V228H41ZM92 227H93V229H92ZM212 227L216 228L218 230V232H217V230L216 231L212 230L213 229ZM232 227H234V230H233ZM261 227H263V228H261ZM167 228H168V230H167ZM230 228H232V229H230ZM36 229L39 230L38 233H37V231H35ZM72 229H74V230H72ZM75 229H78V230H75ZM111 229L113 230V233H115V234H113L112 232L111 233L109 232V230H111ZM170 229H171V232H169ZM183 229L185 230V232H184ZM201 229L203 231H201ZM252 229H253V231H252ZM55 230H57V231H55ZM210 230H212V231H210ZM222 230L224 231L225 239H224ZM228 230H230V231L228 232ZM257 230H258V232H257ZM40 231H42L43 233L40 232ZM186 231H188L189 233L188 232L186 233ZM220 231L222 233H220ZM196 232H198V233H196ZM57 233H59V235ZM161 233H162V235H161ZM195 233L197 234V236L195 235ZM213 233H216L215 236H214ZM22 234L24 236H22ZM25 234H27V235H25ZM38 234H40V235H38ZM168 234H170V235H168ZM188 234H189V236H188ZM191 234L195 235L194 238L192 237ZM199 234L202 236V238L199 237ZM206 234H207L208 237L206 236ZM70 235H72V236L70 237ZM107 235H109V236L111 235L110 237H111L112 240L109 239L110 237L108 238ZM228 235L229 236L231 235V237L228 238ZM94 236H96V237L93 238ZM243 236L245 237V239H244ZM35 237H37V238L34 239ZM46 237H47V239H46ZM113 237H114V239H113ZM118 237H120V238H118ZM204 237H206V238H204ZM222 237H223V239H222ZM68 238L70 240H68ZM85 238H86V240H85ZM89 238H90V240H89ZM99 238H100V242L98 243ZM104 238L105 239L107 238L108 241L110 240L109 243L113 242V244H108L107 243V239L105 240ZM162 238H164V239H162ZM191 238H192V240H191ZM258 238H259V240H261L259 242L262 243V244L259 243V246H257L258 245V243H257L258 242ZM118 239H120V241ZM216 239H218L216 241V242H218V244L215 243ZM229 239H231V240H229ZM246 239H247V241H246ZM39 240H42V241H39ZM60 240H61V242H60ZM160 240H164V241L162 242ZM196 240L200 244H198V242ZM220 240H221L220 243H222V246L219 243ZM243 240H244V242H243ZM142 241H143V243H141ZM207 241H208V244H207ZM57 242H58V244H56ZM68 242H70V244H68ZM84 242H88L91 245L87 244V243H84ZM104 242H105V244H104ZM188 242H189V245H188ZM203 242H205L206 244L205 243L202 244ZM254 242L257 244L256 245L257 247L255 246ZM17 243L19 244V246H18ZM20 243L22 245H20ZM26 243H27V245L29 244L30 246L24 247V248H26V249H24L23 246H26L25 245ZM151 243L153 245H151ZM155 243H156V245H154ZM167 244L170 245V246H168ZM191 244H192V247H191ZM195 244H198V245H195ZM228 244H229V246H228ZM243 244L246 245V246H244ZM15 245H17L16 246L17 247L16 251H14L15 250V248H14ZM66 245H67L68 248H66ZM56 246H57V248H56ZM62 246L63 247L65 246V247L63 248ZM79 246H81V247H79ZM21 247H22V249H21ZM37 247H38V249L36 250ZM44 247H46V248H44ZM151 247H152V249L149 250ZM166 247H168V248H166ZM189 247L190 248L194 247V248L192 250ZM226 247H228V248H226ZM235 247H236L237 251H236V249L234 251ZM246 247H247L248 250L246 249ZM259 247H261V248H259ZM61 248L63 249L62 250L63 252L61 251L62 253L60 252ZM110 248H111V250H110ZM221 248L222 249L225 248L227 250L226 251L225 250L221 251L222 250ZM240 248L242 249V251H239V250H241ZM257 248H259L260 250L259 249L257 250ZM77 249H79V250L77 251ZM143 249H145V250H143ZM186 249H187L188 252L186 251ZM20 250L21 251L23 250V251L21 252ZM29 250H31V251H29ZM41 250L43 251V253L41 252ZM107 250H108V252H107ZM189 250H191V251H189ZM194 250H195V253H197V255L195 253H193ZM262 250H264V249H262ZM19 251L21 253H19ZM58 251H59V253H58ZM87 251H88V253H87ZM259 251H260V253H262L261 254L262 256H261V258L259 256V260L258 261H260V262H256L257 258H258V254L260 255ZM36 252H38V253H36ZM39 252L42 253L43 257H42V255ZM78 252H80V253H78ZM186 252H187L188 255L184 256L186 254ZM222 252H226V253H223L224 256L222 255ZM244 252H245V254H244ZM18 253L21 254V256ZM218 253L220 254V256H219ZM228 253H229V255H228ZM239 253L241 254V256H240ZM143 254L146 256L144 258L146 261L141 260L142 256H144ZM191 254H195V256L194 255L192 256ZM235 254L237 256H234ZM48 255H50L52 257H50ZM225 255H226V257H225ZM254 255L256 256V259H255ZM15 256H16V258H15ZM148 256H149V258H148ZM188 256H190V258ZM191 256H192V258H191ZM245 256H247V257H245ZM26 257L29 258V259H27ZM38 257L40 259L42 257L41 261H40V259ZM66 257H67V259H66ZM238 258H240L239 260H241V262L237 261ZM44 259H45V261H44ZM148 259L150 260V262H149ZM233 259L234 260L237 259V260L234 261ZM246 259H248V261ZM10 260H11L12 263H9ZM42 260H43V262H42ZM186 262H190V261L187 260ZM206 262H208V264L209 263L213 264L211 262V259L209 261H206ZM244 262H242V263H244ZM201 263H203V262H201ZM254 263H252V264H254ZM186 264H188V263H186ZM189 264H191V263H189ZM193 264H195V263H193Z\"/></svg>",
	"mask_w": 264,
	"mask_h": 264
},
{
	"label": "bare ground",
	"instance_id": "6f19581e",
	"mask_svg": "<svg viewBox=\"0 0 264 264\" xmlns=\"http://www.w3.org/2000/svg\"><path fill=\"white\" fill-rule=\"evenodd\" d=\"M163 1H164V0H163ZM163 1H162V2H163ZM165 1H166V0H165ZM208 1H209V0H208ZM210 1H212V0H210ZM210 1H209V3H210ZM215 1H218V0H215ZM220 1H222V0H220ZM223 1H225V0H223ZM223 1H222V2H223ZM227 1H228V0H227ZM245 1H246V0H245ZM249 1H250V0H249ZM249 1H248V2H249ZM255 1H256V0H255ZM162 2H161V3H162ZM166 2H167V1H166ZM171 2H172V1H171ZM171 2L169 1V3H171ZM173 2H174V1H173ZM222 2H221V3H222ZM252 2H253V0H252ZM163 3H164V2H163ZM167 3H168V2H167ZM193 3H195V2H193ZM199 3H200V2H199ZM205 3H206V2H205ZM216 3H219V2H216ZM224 3H225V2H224ZM224 3H223V6H224ZM253 3H255V2H253ZM257 3H258V2H257ZM257 3H256V4H257ZM165 4H166V3H165ZM187 4H188V3H187ZM212 4L214 5L215 2L213 3V1H212V3H211L210 5H212ZM227 4H228V3H227ZM247 4H248V3H247ZM256 4H255V5H256ZM260 4H261V3H259V5H260ZM157 5H158V3H157ZM160 5H161V4H159V6H160ZM166 5H167V4H166ZM193 5H194V4H193ZM205 5L207 6V4H205ZM233 5H234V4H232V6H233ZM253 5H254V4H253ZM163 6H165V5L163 4ZM185 6H186V2H185ZM202 6H203V5H202ZM206 6H205L204 8H206ZM235 6H236V5H235ZM246 6H248V5H246ZM250 6H251V5H250ZM160 7L162 8V5H161ZM160 7H159V9H158V12H160V14L155 15V16H158V17H159V19L156 17L157 20L155 21V22H158V23L161 22L162 18H164V17H163L164 14L167 13L166 11H163V9L165 10L164 7H163V9H161L162 11L160 10ZM176 7H178L179 9H181L179 6H176ZM193 7H194V6H193ZM252 7H253V6H252ZM255 7H257V6H255ZM261 7H262V6H261ZM261 7H258V8H261ZM172 8H173V7H172ZM172 8H171V9H172ZM178 8H176V9H178ZM185 8H186V7H185ZM189 8H190V7H189ZM213 8H214V7H213ZM217 8H219V5H218ZM224 8H225V6H224ZM248 8H249V7H248ZM250 8H251V7H250ZM197 9H198V8H197ZM219 9H220V8H219ZM219 9H218V10H219ZM222 9H223V8H222ZM238 9H239V8H238ZM167 10H168V9H167ZM193 10H194V8H193ZM201 10H202V9H201ZM205 10H206V9H205ZM205 10H204V11H205ZM213 10H214V9H213ZM215 10H216V9H215ZM231 10H232V9H231ZM250 10H251V9H250ZM253 10H254V8H253ZM257 10H259V9H257ZM207 11H208V10H207ZM209 11H210V7H209ZM211 11H212V10H211ZM251 11H252V10H251ZM154 12H156V11L154 10ZM199 12H200V10H199ZM205 12H206V11H205ZM214 12H215V11H214ZM228 12H229V10H228ZM210 13L212 14V12H210ZM216 13H217V11H216ZM218 13L220 14V11H218ZM218 13H217V15H218ZM173 14H174V13H173ZM188 14H189V12H188ZM191 14H192V12H191ZM191 14H190V15H191ZM196 14H197V13H196ZM211 14H210V15H211ZM226 14H227V13H226ZM226 14H225V15H226ZM182 15H183V13H182ZM206 15H207V13H206ZM206 15H204L205 17L203 16V14H202L201 16H203L204 18H206V17L208 18V16H206ZM208 15H209V13H208ZM215 15H216V14H215ZM234 15H235V14H234ZM254 15H255V14H254ZM155 16H154V19H156ZM229 16H230V15H229ZM243 16H246V15H243ZM196 17H197V16H196ZM216 17H217V16H216ZM216 17L212 14V15L209 17L208 21H207V20L205 21V19H204L205 22H208V26H209V30H207V36H206V37H208V31H209V33H210V35H211L210 38H211V43H212V44H210V40H208V41H209L208 43H209V45H212L211 47H213V48H212V52L215 51L216 49H218V47H219V48L224 47V46H219L220 42H221L224 38L233 37V36H232V33L230 34V32L228 31L229 28H230L229 26H227V25H223V27L219 28V26H218V20H219V19L216 18ZM246 17H247V16H246ZM249 18H250V17H249ZM183 19H184V18H183ZM190 19H191V17H190ZM236 19H237V18H236ZM239 19H240V18H239ZM241 19H242V18H241ZM241 19H240V20H241ZM245 19H246V18H245ZM257 19H258V18H257ZM165 20H166V19H165ZM187 20H188V19H187ZM230 20H231V19H230ZM232 20H233V19H232ZM169 21H170V20H169ZM179 21H180V20H179ZM183 21H184V20H183ZM246 21H247V20H246ZM256 21H257V20H256ZM155 22H153V23H155ZM184 22H185V21H184ZM186 22H187V21H186ZM188 22H189V21H188ZM238 22H239V21H238ZM241 22H242V21H241ZM244 22H245V21H244ZM180 23H181V22H180ZM197 23H198V22H197ZM200 23L205 24V23L203 22V19H202V21L200 20ZM200 23H198V24L200 25ZM229 23H230V22H229ZM232 23H234V22H231L230 24H232ZM239 23H240V22H239ZM242 23H243V22H242ZM184 24H186V23H182V25H184ZM190 24H191V21H190ZM203 24H201L200 27L196 25V26H197V29H198V27H199V29H201V28L204 29V28L202 27ZM240 24H241V23H240ZM244 24H245V23H244ZM244 24H243V25H244ZM155 25H156V24H153V27H156ZM157 25H158V24H157ZM238 25H239V24H238ZM158 26H159V25H158ZM178 26H179V25H178ZM184 26H185V25H184ZM184 26H183V27H184ZM186 26H187V25H186ZM186 26H185V27H186ZM240 26H241V25H240ZM240 26H239V27H240ZM166 27H167V26H166ZM193 27H194V25H193ZM205 27H206V26H205ZM239 27H237V28H239ZM244 27H245V26H244ZM159 28H161V23H160V27H159ZM179 28H180V27H179ZM186 28H187V27H186ZM232 28H233V27H232ZM241 28H242V27H240L239 29H241ZM154 29L157 30V28H154ZM190 29H191V28H190ZM193 29H194V28H193ZM199 29H198V30H199ZM202 29H201V30H202ZM205 29H206V28H205ZM205 29H204V30H205ZM234 29H235V28H234ZM245 29H246V28H245ZM250 29H251V28H250ZM176 30H177V29H176ZM230 30H231V29H230ZM236 30L239 31L238 29H236ZM243 30H244V29H243ZM252 30H253V29H252ZM152 31H154L153 28H152V30L150 29V32H151V33H152ZM188 31H189V30H188ZM195 31H197V30H194V32H195ZM150 32H149V34H150ZM160 32H161V31H160ZM166 32H167V30H166ZM176 32H177V31H176ZM186 32H187V31H186ZM194 32H193V33H194ZM199 32H200V31H198V34H199ZM234 32H235V31H234ZM245 32H246V31H245ZM247 32H248V31H247ZM242 33H243V32H242ZM248 33H249V32H248ZM248 33H247V34H248ZM156 34H157V33H156ZM186 34H187V33H186ZM194 34H195V33H194ZM198 34H197V35H198ZM237 34H238V33H237ZM240 34H241V33H240ZM190 35H191V33H190ZM190 35H188V36L190 37ZM250 35H252V33H251ZM147 36H148V35H147ZM152 36H153V35H152ZM174 36H177V37H178V36H180V33H179V32L174 33ZM186 36H187V35H186ZM237 36H238V35H235V37H237ZM241 36H242V35H241ZM148 37H149V36H148ZM148 37H147V38H148ZM166 37H168V35H167ZM235 37H234V39H235ZM254 37H255V36H254ZM147 38H145V39H147ZM154 38H155V37H154ZM241 38H243V37H241ZM245 38H247V37H245ZM252 38H253V37H252ZM149 39H150V38H149ZM149 39H148V40H149ZM152 39H153V38H152ZM152 39H151V40H152ZM156 39H157V38H156ZM174 39H175V38H174ZM191 39H192V38H191ZM229 39H230V38H229ZM248 39H251V37L248 38ZM254 39H255V38H254ZM177 40H178V39H177ZM192 40H193V39H192ZM192 40H191V41H192ZM242 40H243V39H242ZM242 40H239V41L241 42ZM252 40H253V39H252ZM252 40H251V41H252ZM145 41H147V40H145ZM155 41H157V40H155ZM167 41H169V40H167ZM183 41H184V39H183ZM187 41H188V40H187ZM247 41H248V40H247ZM247 41L245 40V46H246L249 42H251V41H249V42L247 43ZM142 42H143V40L141 41V44H140L141 46H139V45H137V46L142 47V44L145 43V42H144V43H142ZM158 42L160 43V41H158ZM179 42H180V41H179ZM179 42H177V43L179 44ZM228 42H229V41H228ZM235 42H237L236 39H235ZM240 42H238V43H240ZM146 43H147V42H146ZM146 43H145V45H146ZM148 43H149V42H148ZM152 43H153V41H152ZM152 43H150V44H152ZM165 43H166V40H163L161 45H164ZM173 43H175V40H174ZM233 43H234V42H233ZM233 43H232V44H233ZM246 43H247V44H246ZM251 43H252V42H251ZM251 43H249V46H250V47H248V48H253V49H254V46H252L253 44H251ZM137 44H139V43H137ZM150 44H149V45H150ZM156 44H158V43H156ZM186 44H187V43H186ZM197 44H198V43H197ZM242 44H243V43H241V46H242ZM250 44H251V45H250ZM145 45H144V48H145V50H146L147 46H145ZM165 45H166V44H165ZM176 45H177V44H176ZM179 45H180V47H181V46H183V43H182V45H181V43H180ZM190 45H191V44H190ZM222 45H223V44H222ZM230 45H231V44H230ZM24 46H25V43H24ZM135 46H136V45H135ZM137 46H136V49H135V48L133 49L132 47H131V48H132L134 51H135V50L137 51ZM153 46H154V45H153ZM159 46H160V45H159ZM166 46H167V45H166ZM184 46H186V45L184 44ZM231 46H232V45H231ZM234 46H235V45H234ZM239 46H240V44H239ZM241 46H240V47H241ZM245 46H244V47H245ZM247 46H248V45H247ZM251 46H252V47H251ZM139 47H138V48H139ZM149 47L151 48V45H150ZM156 47H157V46H156ZM156 47H155V48H156ZM167 47H168V46H167ZM189 47H190V46H189ZM144 48H143V49H144ZM150 48H149V50H150ZM207 48H210V46H208ZM207 48L205 47V49H207ZM232 48L234 49V47H232ZM237 48H239V47H237ZM127 49H130V48H127ZM169 49H170V47H169ZM174 49H175V48H174ZM179 49H180V48H179ZM181 49H182V47H181ZM195 49H196V48H195ZM224 49H225V48H224ZM241 49H243V46L241 47ZM241 49L239 48V50H241ZM246 49H247V47H246ZM130 50H131V49H130ZM138 50H139V49H138ZM141 50H142V48H140L139 52H141ZM149 50H148V51H149ZM152 50H153V49H152ZM160 50H161V49H160ZM177 50H178V49H177ZM196 50H197V49H196ZM237 50H238V49H237ZM237 50H236V51H237ZM239 50H238V51H239ZM124 51H125V50H124ZM142 51H144V50H142ZM148 51H147V52H148ZM154 51H155V49H154ZM158 51H159V50H158ZM178 51H179V50H178ZM185 51H186V48H185ZM188 51H189V50H188ZM203 51H204V50H202L201 53H202ZM205 51H206V50H205ZM209 51H210V49H209ZM209 51H207V52H209ZM216 51H217V50H216ZM231 51H232V50H231ZM238 51H237V53H238ZM244 51H245V50H244ZM244 51H243V52H244ZM139 52H138V54H139ZM145 52H146V51H145ZM149 52H150V51H149ZM149 52L147 53L148 55H149ZM160 52H161V51H160ZM165 52H166V51H165ZM197 52H199V51H197ZM227 52H229V51H227ZM241 52H242V51H241ZM251 52H252V51H251ZM167 53H169V52H167ZM167 53H166V54H167ZM194 53H195V51H194ZM199 53H200V52H199ZM199 53H198V54L195 53V54L197 55L196 58H198V59H196V60H199V62H200L202 56L200 55V57H199ZM203 53H204V52H203ZM203 53H202V54H203ZM229 53H230V52H229ZM235 53H236V52H235ZM237 53L234 54V55H237ZM120 54H121V53H120ZM124 54H125V55H124ZM124 54H123V56H124L123 61H121L120 65H118V66H119V70L116 69V71H114V72H115V74H114L115 76L113 75L114 72H110V73H112V74H110V76L113 77V78L110 79V78L108 77V79H109L108 81L111 82L112 84H114V83L117 84V83H118V90L120 89V87H119V83L122 82L125 78H127V76H129L130 74H131V75H132V73L134 74V72H136V70L140 67V62L137 60V58H139L141 54L138 55L139 57H137V52H130V51H127V52L124 53ZM151 54H152V52H151ZM151 54H150V55H151ZM172 54H173V53H172ZM177 54H178V53H177ZM183 54H184V53H183ZM207 54H208V53H207ZM207 54H206V56H207ZM216 54H217V53H216ZM227 54H228V53H227ZM232 54H233V53H232ZM232 54H231V55H232ZM239 54H240V53H239ZM242 54H244V53H242ZM245 54H246V53H245ZM153 55H154V54H153ZM164 55H165V54H164ZM169 55H170V54H169ZM181 55H182V51H181ZM181 55H180V57H181ZM196 55H195V56H196ZM203 55H204V54H203ZM210 55H211V54H210ZM120 56H122V54H121ZM158 56H159V55H158ZM158 56H157V58H158ZM161 56H162V55H161ZM229 56H230V54H229ZM239 56H242V57H243V55H239ZM247 56H248V54H247ZM253 56H254V55H253ZM141 57H142V60H143V56H142V55H141ZM141 57H140V58H141ZM145 57H146V56H145ZM145 57H144V58H145ZM153 57H154V56H153ZM169 57H170V56H169ZM169 57H168V58H169ZM188 57H189V56H188ZM191 57H192V56H191ZM226 57H227V56H226ZM236 57H237V56H236ZM236 57L234 56V59H233V60H236V59H237ZM121 58H122V57H121ZM149 58H150V57H149ZM199 58H200V59H199ZM202 58H203V57H202ZM209 58H210V56H209ZM209 58H208V59H209ZM216 58H218V57H215V59H216ZM229 58H231V57H229ZM235 58H236V59H235ZM240 58H241V57H240ZM244 58H245V57H244ZM247 58H248V57H247ZM145 59H146V58H145ZM145 59H144L143 61H145ZM151 59H152V58H151ZM163 59H164V58H163ZM187 59H188V58H187ZM213 59H214V58H213ZM220 59H221V58H220ZM225 59H226V58H225ZM241 59H242V58H241ZM241 59H239V60L241 61ZM152 60H154V59H152ZM152 60H151V61H152ZM180 60H181V58H180ZM202 60H203V59H202ZM209 60H210V59H209ZM211 60H212V59H211ZM217 60H218V59H216V61H217ZM221 60H222V59H221ZM227 60H229L228 57H227ZM230 60H231V59H230ZM237 60H238V59H237ZM237 60H236V62H237ZM245 60H246V59H245ZM146 61H147V60H146ZM146 61H145V62H146ZM162 61H163V60H162ZM167 61H168V60H167ZM174 61H175V60H174ZM206 61H207V59H206ZM223 61H224V60H223ZM231 61H232V60H231ZM242 61H243V60H242ZM156 62H157V61H156ZM172 62H173V61H172ZM172 62H171V63H172ZM199 62H195V61L193 62V65H195L194 68H195V67L197 68V65H199ZM201 62H202V61H201ZM201 62H200V63H201ZM208 62H209V64H210V62L212 63V61H208ZM220 62H221V61H220ZM220 62H218V63H220ZM224 62H225V61H224ZM229 62H230V61H229ZM234 62H235V61H234ZM243 62H244V61H243ZM246 62H247V61H246ZM117 63H118V62H117ZM154 63H155V62H153V64H154ZM160 63H161V65H162L163 62H160ZM174 63H176V62H174ZM197 63H198V64H197ZM218 63H217V64H218ZM221 63H222V62H221ZM221 63H220V65H222ZM230 63H231V62H230ZM232 63H233V61H232ZM241 63H242V62L239 63V64H240V67H241V65L243 64V63H242V64H241ZM115 64H116V63H115ZM141 64H142V63H141ZM225 64H226V63H225ZM225 64H223V65H224V66H227V65H225ZM228 64H229V63H228ZM116 65H117V64H116ZM146 65H147V64H146ZM170 65H171V64H170ZM170 65H168V66H170ZM178 65H179V63H178ZM183 65H184V63H183ZM206 65H208V64L204 62V65H203L202 68H204V66L206 67ZM215 65H216V64H214V66H215ZM148 66H149V65H148ZM151 66H152V65H151ZM151 66H149V68L152 69ZM159 66H160V65H159ZM186 66H188V63H187ZM189 66H191V65H189ZM228 66H229V65H228ZM228 66H227V67H228ZM231 66H233V64H232ZM244 66H245V64L243 65V67H244ZM142 67H144V66H142ZM142 67H140V68H142ZM156 67H157V66H156ZM180 67H181V66H180ZM208 67H210V66H208ZM211 67H212V66H211ZM221 67H222V66H221ZM233 67H234V66H233ZM235 67H236V66H235ZM237 67H238L239 70H240V67H239V66H237ZM237 67H236V68H237ZM245 67H246V66H245ZM115 68H116V66H115ZM115 68L112 69V70H115ZM173 68H174V67H173ZM202 68L199 67V69H198L197 71H199V70L202 69ZM228 68H229V67H228ZM228 68H227V69H228ZM231 68H232V67H231ZM153 69H154V66H153ZM170 69H171V68H170ZM179 69H180V68H179ZM192 69H193V68H192ZM192 69H190L189 72H186V75H187V73H190L191 71L193 72ZM214 69H215V68H214ZM225 69H226V67H224V70H225ZM141 70H142V69H141ZM157 70H158V69H157ZM166 70H168V69H166ZM188 70H189V68H188ZM210 70H211V69H210ZM220 70H222V69H220ZM237 70H238V69H237ZM237 70H235V72H233V73H236ZM243 70H244V69H243ZM249 70H250V69H249ZM137 71H138V70H137ZM143 71H144V69H143ZM172 71L175 72V70H172ZM182 71H183V70H182ZM227 71L229 72V70H227ZM227 71L225 70L226 73H227ZM232 71H233V70H232ZM151 72H152V70H151ZM151 72H150V73H151ZM156 72H157V71H156ZM166 72H167V74H166V73H165V74H166V76H168L169 73H168V71H166ZM183 72H184V71H183ZM210 72H211V71H210ZM214 72H215V71H214ZM216 72H217V71H216ZM240 72H241V71H239V73H240ZM143 73H144V72H143ZM145 73H146V72H145ZM159 73H160V72H159ZM161 73H162V72H161ZM161 73H160V74H161ZM196 73H197V72H196ZM198 73H199V72H198ZM198 73H197V74H198ZM207 73H208V71H207ZM212 73H213V72H212ZM229 73H230V72H229ZM233 73H232V74H233ZM239 73H238V74H239ZM136 74H137V73H136ZM136 74H135V75H136ZM139 74H140V73H139ZM153 74H154V72H153ZM153 74H152V75H153ZM179 74H180V73H179ZM184 74H185V73H184ZM191 74L193 75V74H195V72H194V73H190L189 75H191ZM232 74H230V75H232ZM112 75H113V76H112ZM131 75H130V78L132 77ZM135 75H134V76H135ZM146 75H147V74H146ZM150 75H151V74H150ZM152 75H151V76H152ZM162 75H163V74H161V76H162ZM169 75H170V74H169ZM173 75H175V74H173ZM173 75H172V76H173ZM182 75H183V73H182ZM186 75H185V76H186ZM202 75H205V73H204V74L202 73ZM209 75H210V74H209ZM230 75L228 74L227 76H230ZM234 75H236V74H233L232 76H234ZM242 75H243V74H242ZM140 76H142V74H141ZM140 76H139V78H141ZM154 76H155V75H154ZM161 76H160V77H161ZM164 76H165V75H164ZM199 76H200V75H199ZM211 76H212V74H211ZM220 76H221V75H220ZM227 76H226V77H227ZM238 76H239V75H238ZM135 77H136V76H135ZM135 77H134V78H135ZM173 77H174V76H173ZM188 77H189V76H187V78H188ZM190 77H191V76H190ZM190 77H189V78H190ZM213 77H218V76H215V75H214ZM235 77H236V76H235ZM147 78H150V77L148 76ZM152 78H155V77H152ZM157 78L159 79L158 76H157ZM161 78H162V77H161ZM163 78H164V77H163ZM165 78H166V77H165ZM168 78H169V77H168ZM184 78H185V77H184ZM191 78H192V77H191ZM224 78H225V77H224ZM230 78H232V77H230ZM230 78H227V79L230 80ZM236 78H238V77H236ZM106 79H107V78H106ZM122 79H123V80H122ZM132 79H133V78H132ZM150 79H151V78H150ZM170 79H171V78H170ZM174 79H176V81H177V78H174ZM174 79H173V81H172V79H171V81H172L173 83L170 81L173 85H174V81H175ZM185 79H186V78H185ZM207 79L209 80V78H207ZM216 79H217V78H215V79H213V80H216ZM111 80H112V81H111ZM113 80H114V82H113ZM125 80H126V79H125ZM129 80H130V79H129ZM134 80H135V79H134ZM147 80H148V79H147ZM154 80H156V78H155ZM164 80H165V79H164ZM179 80H180V79H179ZM179 80H178V81H179ZM191 80H192V79H191ZM193 80H194V79H193ZM201 80H202V79H201ZM208 80H206L207 83H208ZM210 80H211V78H210ZM222 80H223V79H222V77H221V80L219 79V82L222 81ZM229 80H228V81H225L224 83L227 82V85H228V84H229V83H228ZM232 80H233V79H231L230 81H232ZM239 80H240V79H239ZM136 81H137V80H136ZM145 81H146V80H145ZM149 81H150V80H149ZM152 81H153V80H152ZM182 81H183V80H182ZM185 81L187 82V83L185 82L186 85H187L188 82H189L190 80H187V79H186ZM195 81H199V80L196 79ZM195 81H194V83H195ZM223 81H224V80H223ZM223 81H222V82H223ZM234 81H235V80H234ZM104 82H105V80L103 81V83H104ZM137 82H138V81H137ZM137 82H136V83H137ZM157 82H159V81H157ZM157 82H156V85L158 86L160 82H159V83H157ZM164 82H165V81H164ZM183 82H184V81H183ZM190 82H191V81H190ZM222 82H220V83H222ZM235 82H236V81H235ZM237 82H238V81H237ZM103 83H102V84H103ZM105 83H106V82H105ZM105 83H104V84H105ZM123 83H125V81H124ZM130 83H131V82H130ZM150 83H151V82H150ZM150 83H145V85H146V84H150ZM153 83H154V81H153ZM153 83H152V84H153ZM161 83H162V80H161ZM175 83H176V82H175ZM185 83H184V84H185ZM192 83H193V82H192ZM197 83H198V82H197ZM197 83H196V84H197ZM213 83H214V82H213ZM213 83H212V86L214 85ZM230 83H232V82H230ZM104 84H103V85H104ZM107 84H108V82H107ZM116 84H115L114 86H117ZM121 84H122V83H120V85H121ZM125 84H126V83H125ZM162 84H163V83H162ZM182 84H183V83H182ZM218 84H219V83H218ZM222 84H223V83H222ZM105 85H106V84H105ZM108 85H109V84H108ZM108 85H106V86H108ZM122 85H123V84H122ZM129 85H130V84H129ZM138 85H139V84H138ZM173 85H172V86H173ZM206 85H207V84H206ZM206 85H204V86L206 87ZM215 85H216V84H215ZM215 85H214V86H215ZM225 85H226V84H225ZM225 85H224V86H225ZM227 85H226L225 87H227ZM232 85H233V84H232ZM112 86H113V85H112ZM164 86H165V85H164ZM168 86H169V85H168ZM191 86H192V85H191ZM207 86H208V85H207ZM212 86H211V87H212ZM217 86H218V85H217ZM229 86H230V85H228V87H229ZM236 86L238 87V84H237ZM101 87H102V86L99 87L100 90L102 89ZM104 87H105V86H104ZM104 87H103V88H104ZM136 87H137V85H136ZM147 87L149 88L150 86L147 85ZM158 87H159V86H158ZM160 87H161V86H160ZM181 87H182V86H181ZM188 87H190V85H189ZM188 87H187V88H188ZM197 87H198V86H197ZM201 87H202V85H201ZM209 87H210V86H209ZM211 87H210V88H211ZM233 87H234V85H233ZM237 87H236V88H237ZM240 87H241V86H240ZM95 88H96V87H95ZM105 88H106V87H105ZM105 88H104V89H105ZM108 88H110V86H109ZM108 88H107V89H108ZM115 88H116V87H115ZM122 88H123V87H122ZM126 88H127V85H126ZM128 88H130V92L132 93L131 90H132L133 87L131 88V86H129ZM137 88H138V87H137ZM141 88H142V87H141ZM143 88H146V87H143ZM143 88H142V89H143ZM151 88H152V87H151ZM155 88H157V87H154V89H155ZM179 88H180V87H179ZM187 88H186V90H187ZM194 88H196V85H195ZM203 88H204V87H202V88H200V89H203ZM212 88H213V87H212ZM217 88L219 89V87H216V89H217ZM220 88H222V87L220 86ZM236 88H235V89H236ZM238 88H239V87H238ZM97 89H98V88H97ZM111 89H113V88H110V90H111ZM123 89H124V88H123ZM158 89H159V88H158ZM181 89H182V88H181ZM196 89H197V88H196ZM226 89H227V88H226ZM230 89H231V88H230ZM230 89H229L228 91L233 90V89H231V90H230ZM100 90H99V92H100ZM139 90H140V89H139ZM148 90H149V89H148ZM160 90H161V89H160ZM175 90H176V89H175ZM175 90H174V92H177V91H175ZM178 90H180V89H178ZM186 90H185V92H186ZM191 90H192V89H191ZM204 90H205V89H204ZM213 90H214V89H212V90L209 91V92L211 93ZM222 90H223V89H222ZM237 90H238V89H236V91H237ZM94 91H95V90H93V92H94ZM101 91H102V90H101ZM124 91H126V90H124ZM135 91H136V90H135ZM145 91H146V89H145ZM167 91H168V90H167ZM167 91H166L165 93H167ZM188 91H189V90H188ZM193 91H194V90H193ZM193 91H192V92H193ZM215 91H217V90H215ZM223 91H224V90H223ZM242 91H243V90H242ZM93 92H92V93L89 92L90 95H92ZM97 92H98V91H96V94L98 95ZM115 92H116V91H115ZM118 92H119V91H118ZM121 92H122V91L120 90L119 94H120ZM126 92L129 93V90L126 91ZM126 92H124V93H126ZM133 92H134V90H133ZM147 92H148V91H147ZM174 92H173V93H174ZM185 92H184V93H185ZM189 92H190V91H189ZM197 92H198V91H197ZM209 92H208V93H209ZM221 92H222V91H221ZM224 92H227V91L225 90ZM240 92H241V91H240ZM89 93H87L88 96H89ZM94 93H95V92H94ZM100 93H101V92H100ZM100 93H99V94H100ZM113 93H114V92H113ZM136 93H138V92H136ZM159 93H160V92H159ZM190 93H191V92H190ZM190 93H189V94H190ZM208 93H205V94H208ZM210 93H209V94H210ZM213 93H214V92H213ZM219 93H220V91H219ZM222 93H223V92H222ZM222 93H221V94H222ZM230 93H231V92H230ZM237 93H238V91H237ZM242 93H243V92H242ZM87 94H86V95H87ZM107 94H108V93H107ZM107 94H106V95H107ZM116 94L118 95V93H116ZM121 94H122V93H121ZM154 94H155V93L153 92V96H154ZM177 94H178V93H177ZM180 94H181V93H180ZM192 94H195V93L193 92ZM192 94H191V96H192ZM203 94H204V93H203ZM209 94H208V95H209ZM235 94H236V92H235ZM93 95L96 96L95 94H93ZM108 95H109V94H108ZM126 95H127V93H126ZM132 95H133V94H132ZM135 95H136V94H135ZM140 95H141V94H140ZM143 95H145V94H143ZM166 95H168V93H167ZM166 95H165V96H166ZM172 95H173V94H172ZM175 95H176V94H175ZM196 95H197V94H196ZM200 95H201V92H200ZM200 95H199V96H200ZM222 95H224V93H223ZM226 95H227V94H226ZM228 95H229V94H228ZM230 95L232 96V94H230ZM230 95H229V97H231ZM88 96H87V97H88ZM99 96H100V95H98V96L96 97L97 99H96L95 97L91 96V97H90L91 99L89 98L90 100L88 99V102L85 103V104H86L87 113H86V118H85V123H84V129H83V130H84V132H85V131H86V132H90V136L88 137V139H89V138L91 137V135L95 132V127H94V125H93V121H96V122H94V123H95V125L97 124V126L100 125V127H101L102 125H104V124L102 123L103 118L99 119V117L102 116V115H100V114L103 113V108L101 107V108H102V109H101L100 106H99L98 108L96 107V106H97L96 103H98V104L100 103V102H99V100H100V99H99ZM102 96H103V94H102ZM102 96H101V97H102ZM109 96H111V95H109ZM136 96L138 97V95H136ZM159 96H160V95H159ZM161 96H162V94H161ZM161 96H160V97H161ZM181 96H182V94H181ZM188 96H189V95H188ZM193 96H194V95H193ZM212 96H213V95H211V97H212ZM219 96H220V95H219ZM233 96H234V95H233ZM233 96L230 98L231 101H233V100L235 99V98H234V99L232 100ZM121 97H122V95H121ZM130 97H131V95H130ZM148 97H149V96H148ZM154 97H155V96H154ZM160 97H158L157 100H158V99L160 100ZM172 97H173V96H172ZM189 97H190V96H189ZM215 97H216V96L214 95V98H215ZM226 97H227V96H226ZM229 97H228V98H229ZM117 98H120V97H117ZM161 98H162V97H161ZM166 98H167V96H166ZM169 98H170V97H169ZM180 98H181V97H180ZM182 98H183V97H182ZM186 98H187V97H186ZM186 98H184L182 101L185 102V99H186ZM192 98H193V97H192ZM196 98H197V97H196ZM204 98H205V97H204ZM204 98H203V99H204ZM206 98H209V96H207ZM214 98H213V99H214ZM218 98H219V97H218ZM223 98H224V99H222V100L225 101V99H226L225 96H224ZM101 99H102V98H101ZM103 99H105V98L103 97ZM127 99H130V98H127ZM136 99H137V98H136ZM209 99H210V98H209ZM215 99H216V98H215ZM230 99H229V100H230ZM239 99H240V98H239ZM242 99H243V98H242ZM96 100H98V102H96ZM111 100H112V99H111ZM130 100H131V99H130ZM154 100H155V98L153 99V101H154ZM157 100H156V101H157ZM163 100H164V98H163ZM169 100H170V99H169ZM186 100L188 101V98H187ZM189 100H190V99H189ZM192 100H193V99H192ZM207 100H208V99H207ZM207 100L205 101L206 103H204V102L202 103L203 106H204V105L206 106V104L208 103ZM222 100H221V101H222ZM100 101H101V100H100ZM104 101H105V100H104ZM113 101H114V99H113ZM115 101H116V100H115ZM115 101H114V102H115ZM120 101H121V100H120ZM143 101H144V100H143ZM153 101L151 102V105H152V103H154ZM165 101H166V99H165ZM171 101H172V100H171ZM171 101H170V102H171ZM200 101H201V100H200ZM212 101H213V100H212ZM235 101H237V100L235 99ZM242 101H243V100H242ZM105 102H106V101H105ZM111 102H112V101H111ZM117 102H118V101H117ZM117 102H116V103H117ZM123 102H124V100H123ZM158 102H159V101H157V103H158ZM174 102H175V99H174ZM184 102H182V103H184ZM196 102H197V101H196ZM198 102H199V101H198ZM198 102H197L196 104H198ZM238 102H239V101H238ZM124 103H125V102H124ZM135 103L138 104L137 102H135ZM135 103H134V105L136 106ZM141 103H142V101H141ZM172 103H173V102H172ZM185 103H186V102H185ZM185 103H184V104H185ZM191 103H192V102H191ZM200 103H201V102H200ZM209 103H210V101H209ZM219 103H220V102H219ZM219 103H216V105H218ZM235 103H236V102H234V103L232 102V104H235ZM244 103H245V102H244ZM126 104H127V102H126ZM126 104H125V105H126ZM128 104H129V103H128ZM143 104H144V103H143ZM145 104H146V103H145ZM160 104H161V103H160ZM164 104H165V103H164ZM194 104H195V102H194ZM214 104H215V103H214ZM224 104H226V105H224ZM224 104H223L224 106H227V105L230 104V103H228V101H227V103H224ZM232 104H231V105H232ZM238 104H239V103H238ZM238 104H237V105H238ZM242 104H243V103H242ZM94 105H95V106H94ZM129 105H130V104H129ZM148 105H150V104H148ZM154 105L156 106V104H154ZM154 105H153V106H154ZM157 105H158V104H157ZM178 105H179V104H178ZM178 105H177V106H178ZM182 105H183V104H180V106H178L177 108H179V107L183 108ZM187 105H190V104H189V101H188V104H187ZM212 105H213V104H212ZM220 105L223 106L222 104H220ZM220 105H218V106H220ZM235 105H236V104H235ZM237 105H236V106H237ZM243 105H244V104H243ZM101 106H102V105H101ZM106 106H107V105H106ZM123 106H124V105H123ZM123 106H122V104H121V107H123ZM127 106H128V105H126V108H127ZM131 106L133 107V104H132ZM166 106H167V105H166ZM184 106H185V108H187L186 105H184ZM198 106H199V104H198ZM210 106H211V105H210ZM218 106H217V107H218ZM224 106H223V107H224ZM107 107H108V106H107ZM107 107H105V108H106V112H107ZM118 107H119V106H118ZM132 107H131V109H132ZM147 107H150V106H147ZM156 107H157V106H156ZM158 107H159V106H158ZM158 107H157V109H155V110H158V109H159ZM172 107H173V106H172ZM190 107H193V104H191ZM200 107H201V105H200ZM208 107H209V106H208ZM214 107H216V106H214ZM223 107H222L223 110H226V109L228 110V109L230 108L229 105L226 107V109H224ZM105 108H104V109H105ZM119 108H120V107H119ZM123 108H125V107H123ZM123 108H122V109H123ZM151 108H152V107H151ZM151 108H150V110H151ZM175 108H176V107H175ZM175 108H174V109H175ZM177 108H176V110H174L173 108L170 109V110L173 109V110L171 111V113L174 112V111H176V112H174V113L176 114V116H177V114H178V113H177ZM185 108H184V109H185ZM195 108H197V107H195ZM203 108H204V107H203ZM259 108H260V107H259ZM262 108H263V107H262ZM79 109H81V108H78V109H76V110H79ZM120 109H121V108H120ZM122 109H121V110H122ZM148 109H149V108H148ZM152 109H153V108H152ZM188 109H189V106H188ZM216 109H217V108H216ZM222 109H220V110H222ZM233 109H234V108H233ZM239 109H240V108H239ZM118 110H119V109H118ZM134 110H135V109H134ZM150 110H149V111H150ZM167 110H168V109H167ZM170 110L168 111V113L170 112ZM201 110H202V108H201ZM201 110H200V111H201ZM203 110H204V109H203ZM203 110H202V111H203ZM208 110H209V108H208ZM210 110H213V109H210ZM231 110H232V108H231ZM236 110H237V109H236ZM260 110H261V108H260ZM263 110H264V109H263ZM73 111H74V110H73ZM109 111H110V110H108V112H109ZM119 111H120V110H119ZM139 111H140V110H139ZM182 111H183V110H182ZM189 111H190V110H189ZM194 111H198V110H194ZM204 111H206V108H205ZM217 111H218V109H217ZM234 111H235V110H234ZM123 112H124V111L122 110L121 113H123ZM146 112H147V111H146ZM153 112H154V111H153ZM155 112H156V111H155ZM163 112H164V111H163ZM166 112H167V111H166ZM166 112H165V113H166ZM180 112H181V109H180ZM198 112H199V111H198ZM198 112H196V113H198ZM208 112H209V111H208ZM208 112H207V114H208ZM213 112H214V111H213ZM221 112H223V111H221ZM225 112H228V111H225ZM247 112H248V111H247ZM75 113H77V112H75ZM84 113H85V111H84ZM109 113H110V112H109ZM140 113H141V112H140ZM140 113L138 114V116L140 115ZM151 113H152V112H151ZM158 113H162V112H159V111H158ZM168 113H167V114H168ZM171 113H170L169 116H171ZM191 113H193V112L191 111ZM194 113H195V112H194ZM202 113H204V112H202ZM215 113H216V111H215ZM215 113H214V115H215ZM229 113H230V112H229ZM110 114H111V113H110ZM113 114H114V111H113ZM113 114H112V116H113ZM118 114H119V113H118ZM152 114H153V113H152ZM152 114H149V115L153 116ZM219 114H220V113L218 112L217 116H218ZM240 114H242V113H239V116L241 117ZM244 114H245V113H244ZM244 114L242 115V117L244 116ZM258 114H259V113H258ZM115 115H116V113H115ZM172 115H173V113H172ZM180 115H181V114H180ZM183 115H184V114H183ZM185 115H186V114H185ZM190 115H191V114H190ZM205 115H206V114H205ZM221 115H223V114L221 113ZM221 115H220V116H221ZM236 115H237V114H236ZM236 115L234 114V116H236ZM245 115H246V114H245ZM251 115H252V114H251ZM0 116H1L2 118H3V117L5 118V116L2 114V112H0ZM74 116H75V115H74ZM105 116H106V115H105ZM121 116H122V115H121ZM138 116H137V117H138ZM144 116H146V115H144ZM162 116H163V114L161 115V117H162ZM167 116H168V115H167ZM169 116H168V117H169ZM176 116H173V117L171 116V117L174 118V117H176ZM198 116H199V114H198ZM208 116L210 117L209 114L207 115V117H208ZM211 116H213V114H212ZM223 116H225V114H224ZM228 116H229V115H228ZM234 116H233V117H234ZM249 116H250V115H249ZM71 117H72V116H71ZM78 117H79V116H78ZM119 117H120V116H119ZM131 117H132V115H131ZM139 117H140V116H139ZM139 117H138V119H139ZM147 117H149V116H147ZM159 117H160V116H159ZM164 117H166V114L164 115ZM164 117H162V118L164 119ZM168 117H167V119H166V120H167V123L170 122L169 119H168ZM171 117H170V119H172ZM226 117H227V115H226ZM233 117H232V118H233ZM237 117H238V115H237ZM256 117H257V116H256ZM262 117H263V116H262ZM104 118H105V117H104ZM109 118H110V116H109ZM123 118H124V116H123ZM140 118H144V117H142V115H141ZM145 118H146V117H145ZM150 118H151V117H150ZM153 118H154V117H153ZM188 118H190V116H189ZM195 118H197V117L195 116ZM224 118H225V117H224ZM250 118H251V120H252L253 117H250ZM107 119H108V118H107ZM129 119H130V117H129ZM133 119H134V118H133ZM133 119H132V120H133ZM146 119H147V118H146ZM157 119H159V118H157ZM174 119H175V118H174ZM183 119H184V118H182V120H183ZM191 119H192V118H191ZM226 119H227V118H226ZM239 119H240V118H239ZM244 119H245V118H244ZM246 119H247V118H246ZM257 119H258V118H257ZM73 120H74V119H73ZM76 120H77V118H76ZM104 120H105V119H104ZM119 120H120V119H119ZM141 120H142V119H141ZM143 120H144V119H143ZM143 120H142V121H143ZM182 120H181V121H182ZM199 120H200V119H199ZM206 120H207V119H206ZM218 120H221V119H218ZM242 120H243V119H242ZM251 120H250V123H251ZM253 120H254V119H253ZM253 120H252V122H253ZM148 121H149V119H148L145 123H147ZM154 121H156V120H154ZM163 121L165 122V120H162V121H161L162 123L159 122V123H161V124H160L161 126H160V125H158V126L163 127V126H162V124L164 123ZM175 121H176V120H175ZM225 121H226V120H225ZM228 121H229V119H228ZM232 121H233V120H232ZM234 121H235V120H234ZM236 121H237V120H236ZM239 121H241V119H240ZM247 121H249V120H247ZM247 121H246V124H247ZM255 121H256V120H255ZM255 121H254V122H255ZM260 121H262V120H260ZM78 122H79V120L77 121V124H76V123H75V124L78 125V126L80 127L81 124H80V122H79V123H78ZM119 122H120V121H119ZM119 122H118V123H119ZM123 122H125V120H124ZM135 122H136V121H135ZM198 122H199V121H198ZM198 122H197V123H198ZM201 122H203L202 119H201ZM205 122H206V121H205ZM241 122H242V121H241ZM70 123H71V122H70ZM72 123H74V122L72 121ZM81 123H82V122H81ZM113 123H115V122L113 121ZM120 123H121V122H120ZM120 123H119V124H120ZM155 123H156V122H155ZM157 123H158V121H157ZM173 123H174V122H173ZM173 123H172V125H173V129H174V128H175V127H174L175 124H173ZM182 123H183V122H181V124H182ZM188 123L190 124V122H188ZM188 123H187V124H188ZM192 123H193V122H192ZM229 123H231V122H229ZM239 123H240V122H239ZM242 123H243V122H242ZM75 124H74V125H75ZM79 124H80V125H79ZM111 124H112V123H111ZM116 124H117V123H116ZM121 124H123V123H121ZM124 124H126V123H124ZM141 124L143 125V126H141V128H140L141 131H142V127H143V129H144V124H143L142 122H141ZM177 124H179V123H177ZM185 124H186V123H185ZM193 124H194V123H193ZM208 124H209V123H208ZM234 124H235V123H234ZM260 124H261V123H260ZM74 125H73V126H74ZM113 125L115 126V124H113ZM138 125H139V123H138ZM168 125H169V124H168ZM170 125H171V124H170ZM191 125H192V124H191ZM201 125H202V124H201ZM206 125H207V123H206ZM218 125H219V124H218ZM218 125L216 126V128L218 127ZM227 125H229V124H227ZM231 125H232V124H231ZM235 125H236V124H235ZM242 125H243V124H242ZM256 125H257V124H256ZM63 126H65V125L63 124L61 128H63ZM78 126H77V127H78ZM81 126H82V125H81ZM109 126H110V125H109ZM114 126H113V127H114ZM150 126H151V125H150ZM165 126H166V125H164V127H165ZM186 126H187V125H186ZM207 126H209V125H207ZM222 126H223V125H222ZM225 126H226V125H225ZM59 127H60V126H59ZM67 127H68V125H67ZM70 127H71V126H70ZM77 127H74L75 132H76ZM79 127H78V129H79ZM138 127H139V126H138ZM169 127H170V126H169ZM171 127H172V126H171ZM179 127H181V126H179ZM199 127H200V126H199ZM202 127H203V126H202ZM212 127H213V126H212ZM235 127H236V126H235ZM241 127H242V126H241ZM61 128H59L60 130H56L57 133H53V134L50 135V136H51V139H50V138H49V139L52 140L53 142H52V141L49 142V140L46 139V141L43 140V142H42V140H41V141H37V142L35 143V147H34V149H35L36 153L38 154V157H37V158H38L37 161L39 162L38 164H40L41 167L43 166L44 168H42V169H45V171H46V170H49L51 167L53 168V166H55V164H56V163H55V164L53 163V162H56V161L54 160L55 157L53 158L54 161L52 160V157L55 156V155L53 154V153H55V151H54V147H55V146H53V143L56 145V144L58 143V141L60 140L59 138H57V135H59V137L62 138L61 136H62L63 134H62ZM81 128H82V127H81ZM98 128H99V127H98ZM103 128H104V127H103ZM119 128H120V126H119ZM119 128H117V129H119ZM122 128H123V127H122ZM147 128H148V127H147ZM147 128H145V129H147ZM149 128H150V127H149ZM156 128H157V127H156ZM182 128H187V127H184V126H183V127H181V129H182ZM191 128H192V127H191ZM218 128H219V130L221 129L220 127H218ZM218 128H217V129H218ZM263 128H264V127H263ZM64 129H65V128H63V130H64ZM67 129H68V128H67ZM145 129H144V130H145ZM152 129H153V127H152ZM162 129H163V128H162ZM176 129H177V127H176ZM213 129H214V128H213ZM217 129H215V130H217ZM253 129H255V128H252V130H253ZM260 129H262V128H260ZM81 130H82V129H81ZM83 130H82V133H83ZM160 130H161V128H160ZM164 130H165V129H164ZM164 130H163V131H164ZM210 130H211V129H210ZM210 130H209V131H210ZM219 130H217V131H218V136H219ZM228 130H229V129H228ZM60 131H61V133H60ZM64 131H65V130H64ZM69 131H70V129H69ZM71 131H72V130H71ZM104 131H105V130H104ZM111 131H112V129H111ZM122 131L124 132V130H122ZM141 131H140V132H141ZM157 131L159 132V130H157ZM163 131H162V132H163ZM167 131H168V130H167ZM167 131H166V132H167ZM171 131H172V128H171ZM177 131L179 132V130H177ZM184 131H185V130H184ZM224 131H225V129H224ZM236 131H237V129H236ZM255 131H256V129H255ZM261 131H263V130H260V132H261ZM73 132H74V131H73ZM102 132H103V131H102ZM115 132H116V131H115ZM115 132H114L113 135H115ZM125 132H128V131H125ZM146 132L148 133V131H146ZM158 132H157V134H158ZM160 132H161V131H160ZM160 132H159V134H160ZM169 132H170V128H169ZM173 132H174V131H173ZM173 132H171L172 136H173ZM178 132H176V133H178ZM220 132H221V131H220ZM229 132H230V131H229ZM248 132H249V131H248ZM250 132H251V131H250ZM257 132H258V130H257ZM63 133H64V132H63ZM65 133H68V132H65ZM78 133H80V130H78ZM82 133H80V134H82ZM121 133H122V132H120V135H121ZM144 133H145V132H144ZM144 133H143V136H142V137H145V136H144ZM176 133H175V134H176ZM184 133H185V132H184ZM230 133H231V132H230ZM233 133H234V132H233ZM233 133H232V134H233ZM238 133H239V132H238ZM238 133H237V134H238ZM253 133H254V131H253ZM253 133H249V134L252 135ZM255 133H256V132H255ZM60 134H62V135L60 136ZM69 134H70V133H69ZM71 134H72V132H71ZM71 134H70V136H71ZM74 134H75V133H74ZM74 134H73V135H74ZM80 134H79V135L77 134L76 136H81ZM128 134H129V133H128ZM141 134H142V133H141ZM145 134H146V133H145ZM169 134H170V133H169ZM179 134H180V132L177 134V135H178L177 137H179ZM210 134H211V132H210ZM210 134H209V135H210ZM216 134H217V133H216ZM216 134H215V135L213 134V136H216ZM222 134H224V132H223ZM226 134L228 135V132H227ZM234 134H235V133H234ZM234 134H233V135H234ZM247 134H248V133H247ZM247 134H244V135H247ZM249 134H248V135H249ZM84 135H86V134L84 133ZM93 135H94V134H93ZM95 135H96V134H95ZM95 135H94V136H95ZM100 135H101V134H100ZM123 135H125V134H123ZM211 135H212V134H211ZM242 135H243V134H242ZM242 135H241V136H242ZM66 136H67V135H66ZM82 136H83V135H82ZM101 136H102V135H101ZM111 136H112V134H111ZM163 136H165V133H164ZM182 136H183V135H182ZM225 136H226V135H225ZM235 136H237V135H235ZM253 136H254V135H253ZM67 137H68V136H67ZM67 137L65 138V140L67 139ZM73 137H75V135L72 136V141H71V142H76V141L78 140V137H75V138L77 139V140H75V141H73ZM84 137H87V136H83V138H84ZM92 137H93V136H92ZM98 137H99V136H98ZM161 137H162V136H161ZM170 137H171V135H170ZM174 137H175V136H174ZM177 137H175V138H177ZM180 137H181V136H180ZM201 137H202V135H201ZM206 137H207V136H206ZM208 137H209V136H208ZM220 137H221V136H220ZM223 137H224V136H223ZM238 137H240V136H238ZM250 137H251V136H250ZM80 138H81V137H80ZM115 138H116V137H115ZM125 138H126V139H127V138H128V139H131V137H128V136L125 137ZM146 138H147V140H148V136H147V134H146ZM157 138H159V137H157ZM167 138H168V136H167ZM167 138H165V140H166V141H165V140L163 139V137H162V139L164 140V142L161 144V146L157 143L159 140H158V141L156 140V144H157V146H155V148L158 147V145H159L161 149L167 150L168 145H169V143H167V142H168V141H167ZM175 138H174V139L171 138V141L173 140L172 143H175V142L177 141ZM196 138H197V137H196ZM196 138H195V139H196ZM204 138H205V137H204ZM204 138H203L202 140H204ZM210 138H212V137H210ZM210 138H209V139H210ZM221 138H222V137H221ZM229 138H230V137H229ZM231 138H232V137H231ZM231 138H230V139H231ZM257 138H258V137H257ZM58 139H59V140H58ZM70 139H71V137H70ZM86 139H87V138H86ZM97 139H101V138H97ZM102 139H103V137H102ZM160 139H161V138H160ZM162 139H161V140H162ZM199 139H201V138L199 137ZM224 139H225V138H224ZM251 139H253V138H251ZM61 140H62V139H61ZM65 140H64V141H65ZM81 140H83V139H81ZM108 140H109V139H108ZM112 140H113V139H112ZM141 140H143V138H141ZM161 140H160V142H161ZM169 140H170V139H169ZM196 140H197V139H196ZM196 140H195V141H196ZM212 140H213V139H212ZM214 140H217V138H216V139L214 138ZM233 140H234V139H233ZM261 140H262V139H261ZM67 141H68V140H67ZM92 141L94 142V140H92ZM122 141H123V139H122ZM130 141H131V140H130ZM198 141H199V140H198ZM198 141H197V142H198ZM204 141H206V140H204ZM253 141H254V139H253ZM44 142H45V145H44ZM46 142H49V143L47 144ZM51 142H52V145L50 144ZM61 142H62V141H61ZM61 142H60V143H61ZM69 142H70V141H69ZM77 142H78V141H77ZM85 142H87V141H85ZM125 142H126V141H125ZM128 142H129V141H128ZM145 142H146V141H145ZM147 142H148V141H147ZM193 142H194V141H193ZM193 142H192V143H193ZM231 142H232V141H231ZM60 143H59V144H60ZM64 143H65V142H64ZM66 143H67V142H66ZM91 143H92V142H91ZM96 143H98V140L95 141V144H96ZM100 143H101V142H100ZM100 143H98V144H100ZM108 143H109V142H108ZM110 143L112 144V142H110ZM110 143H109V144H110ZM176 143H177V142H176ZM181 143H182V142H181ZM201 143H204V142L202 141ZM217 143H218V142H217ZM217 143H215V144H217ZM222 143H223V142H222ZM261 143H262V144L264 143L263 140H262ZM49 144H50L51 146H50ZM59 144H58V145H59ZM62 144H63V142L61 143V146H62ZM75 144H76V143H74V144L71 143L72 146L75 145ZM82 144H83V143H82ZM129 144H130V143H129ZM129 144H128V145H129ZM145 144H146V143H145ZM199 144H200V143H199ZM206 144H207V143H206ZM223 144H224V143H223ZM227 144H228V143H227ZM227 144H226V146H227ZM262 144H261V145H262ZM47 145H49V147H48ZM58 145H57V148H58ZM67 145L69 146V144H67ZM76 145H77V144H76ZM85 145H86V144H85ZM87 145H88V144H87ZM93 145H94V143H93ZM102 145L105 146V143L103 142ZM130 145L135 146L134 143H133V144H130ZM130 145L128 146L129 149H130ZM147 145H148V144H147ZM147 145H146V147H147ZM171 145H172V144H171ZM181 145H182V144H181ZM181 145H180V146H181ZM188 145H189V144H188ZM195 145H196V144H195ZM197 145H198V144H197ZM197 145H196V146H197ZM204 145H205V144H204ZM207 145H209V144H207ZM224 145H225V144H224ZM44 146H46L47 148H50V150L53 149V150H52V152L54 151L53 153H51L50 150H48L51 154H53L52 157H50V156H46V154H47V152H46V151H47V148H46V151H45V150H44V149H45ZM52 146H53V148H52ZM59 146H60V145H59ZM68 146H65V147H67V149L64 148L66 151L68 150ZM72 146H71V148H72ZM90 146H91V145H90ZM95 146H96V145H95ZM97 146L99 147V145H97ZM100 146H101V144H100ZM125 146H126V144H125ZM136 146H137V144H136ZM136 146H135V147H136ZM191 146H192V145H191ZM200 146H201V145H200ZM209 146H210V145H209ZM217 146H218V145H217ZM255 146H256V145H255ZM255 146H254V147H255ZM259 146H260V144H259ZM259 146H258V147H259ZM262 146H263V145H262ZM62 147H64V145H63ZM73 147H74V146H73ZM83 147H84V146H83ZM109 147H111V146H109ZM131 147H132V146H131ZM181 147H182V146H181ZM181 147H180V148H181ZM194 147H195V146H194ZM203 147H204V146H203ZM254 147L252 146V148H254ZM258 147H257V148H258ZM60 148H61V147H60ZM69 148H70V147H69ZM71 148H70V149H71ZM101 148H102V147H100V149H101ZM115 148H116V147H115ZM158 148H159V147H158ZM174 148H175V147H174ZM180 148H178V151H180V150H179ZM204 148H205V147H204ZM249 148H251V146H250ZM255 148H256V147H255ZM255 148H254V149H255ZM58 149H59V148H58ZM58 149H56V147H55V150H58ZM62 149H63V148H62ZM90 149H91V148H90ZM100 149H99V150H100ZM111 149H112V148H111ZM118 149H119V148H118ZM129 149L127 148L128 151H129ZM147 149H148V148H147ZM161 149H159V150H161ZM171 149H172V147H171ZM201 149H202V148H201ZM217 149H219V148H217ZM263 149H264V148H263ZM263 149L261 148V150H262V151L260 150L261 153L263 152ZM59 150H61V149H59ZM65 150H64V151H65ZM76 150H77V148H76ZM96 150H97V149H96ZM124 150H125V148H124ZM135 150H136V149H135ZM135 150H134V151H135ZM154 150H155V149H154ZM154 150H153V153H157V150H156V152H155ZM159 150H158V152H159ZM174 150H175V149H174ZM174 150H172V153H173ZM233 150H234V148H233ZM245 150H247V148H246ZM248 150H249V149H248ZM248 150H247V151H248ZM255 150H256V149H255ZM257 150H259V148H258ZM61 151H62V150H61ZM61 151H60V152H61ZM64 151H63V152H64ZM66 151H65V152H66ZM68 151H69V150H68ZM87 151H88V150H87ZM89 151H90V150H89ZM107 151H109V150H107ZM134 151H133V152H134ZM136 151H138V150H136ZM168 151H169V150H167V152L164 151V153L166 152V153L168 154ZM178 151H177L176 153H178ZM185 151H186V149H185ZM213 151H215V150H213ZM216 151H217V150H216ZM219 151H220V150H219ZM241 151H242V150H241ZM243 151H244V150H243ZM243 151H242V152H243ZM251 151H252V150H251ZM45 152H46V153H45ZM60 152H58V153H60ZM63 152H62V154H63ZM95 152H96V151H95ZM117 152L120 153V152H121V149H120V152H119L118 150H117ZM123 152H124V151H123ZM123 152H122V154H123ZM147 152L149 153V152H152V151L147 150ZM230 152H231V151H230ZM244 152H245V151H244ZM252 152H253V151H252ZM50 153H49L48 155H50ZM84 153H85V152H84ZM108 153H109V152H107L106 154H108ZM130 153H131V150H130ZM130 153H129V154H130ZM136 153H139V151L136 152ZM153 153H150V157H151V154H153ZM162 153H163V151H162ZM196 153H197V152H196ZM240 153H241V152H240ZM240 153H239V154H240ZM257 153H258V152H257ZM261 153H260V155H261ZM75 154H76V153H75ZM75 154H74V156H75ZM86 154H87V153H86ZM86 154H85V155H86ZM98 154H99V153H98ZM124 154H125V152H124ZM133 154H134V153H133ZM157 154H158V153H157ZM170 154H171V151H170ZM182 154H183V153H182ZM182 154H181V155H182ZM186 154H187V153H186ZM186 154H185V152H184L183 155H186ZM205 154H206V153H205ZM217 154H218V153H217ZM219 154H220V153H219ZM221 154H222V152H221ZM221 154H220V155H221ZM245 154H246V153H245ZM245 154H244V155H245ZM254 154H255V153H254ZM108 155H109V154H108ZM139 155H140V154H139ZM154 155H155V154H154ZM175 155H176V154H175ZM241 155H243V154L241 153ZM241 155H240V157H241ZM248 155H249V154H247V156H248ZM56 156H57V155H56ZM60 156H61V155H59V157H60ZM63 156H64V154H63ZM66 156H67V154H66ZM79 156H80V155H79ZM86 156H87V155H86ZM100 156H101V155H100ZM106 156H107V155H106ZM117 156H118V155H117ZM119 156H120V155H119ZM121 156H124V155H121ZM121 156H120V158H122ZM136 156H137V155H136ZM146 156H147V155H146ZM157 156H158V155H157ZM165 156H166V155H164V157H165ZM168 156H171V155L168 154ZM177 156H178V155H177ZM235 156H236V155H235ZM261 156H262V155H261ZM263 156H264V155H263ZM59 157H57V158H59ZM88 157H89V155H88ZM126 157H128V156L126 155ZM126 157H125V158H126ZM129 157H131V156H129ZM134 157H135V156H134ZM139 157H140V156H139ZM148 157H149V156H148ZM154 157H156V155H155ZM162 157H163V155L161 154V151H160V152H159V157H157V158H158L160 161H162ZM173 157H174V156H173ZM183 157H184V156H183ZM183 157H182L181 159H183ZM218 157L220 158V156H218ZM227 157H228V156H227ZM227 157H226V158H227ZM230 157H231V156H230ZM230 157H228V158H230ZM238 157H239V155H237V158H238ZM249 157H250V156H249ZM251 157H252V156H251ZM259 157H260V156H259ZM66 158H67V157H66ZM76 158H77V157H76ZM79 158L81 159V157H79ZM84 158H85V157H84ZM86 158H87V157H86ZM108 158H109V156H108ZM108 158H107V160L109 161L110 159H108ZM111 158H113L112 155H111ZM123 158H124V157H123ZM131 158H132V157H131ZM135 158H137V157H135ZM135 158H134V159H135ZM145 158L147 159V157H145ZM152 158H153V157H152ZM152 158H150V159L153 160L154 158H153V159H152ZM160 158H161V159H160ZM168 158H169V157H168ZM177 158H178V157H177ZM177 158H176V159H177ZM184 158H185V157H184ZM195 158H196V157H195ZM200 158H201V157H200ZM202 158H203V157H202ZM211 158H212V157H211ZM215 158H216V157H215ZM233 158H234V157H233ZM261 158H263V157H261ZM261 158H260L259 160H261ZM64 159H65V158H64ZM90 159H91V158H90ZM105 159H106V158H105ZM126 159H127V158H126ZM138 159H139V158H138ZM140 159H141V158H140ZM146 159H145V160H146ZM148 159H149V158H148ZM169 159H170V158H169ZM173 159H174V158H173ZM173 159H172V160H173ZM181 159H179V160H181ZM197 159H198V158H197ZM247 159H248V158H247ZM27 160H29V159H25V160L23 159L22 163L20 162L22 165H21V166H20V165L18 166V168L21 167V168H20V171H22L23 174H24L25 172H27V171H26L27 169L29 170V168L25 169V168H26V163H28ZM56 160L58 161V159H56ZM86 160H87V159H86ZM86 160H84V161L86 162ZM107 160H106V162H108ZM121 160H122V159H121ZM135 160H136V159H135ZM141 160H142V159H141ZM141 160H138V161H139V166L142 165V164H140V163H142V162H140ZM143 160H144V158H143ZM143 160H142V161H143ZM155 160H156V158H155ZM155 160H153V161H155ZM163 160H165V159H163ZM172 160L170 159V162H171ZM195 160H196V159H195ZM220 160H221V159H220ZM223 160H224V159H223ZM227 160H228V159H227ZM239 160H240V159H239ZM26 161H27V162H26ZM37 161H34V160H33V162H34L35 164L37 163ZM81 161H82V159H81ZM84 161H83V163H84ZM110 161H111V160H110ZM110 161H109V162H110ZM113 161H114V158H113L112 162H113ZM128 161H131V159L128 160ZM160 161H159V163H160ZM177 161H178V160H177ZM181 161H182V160H181ZM184 161H185V160H184ZM184 161H183V162H184ZM199 161H200V160H199ZM199 161H198V162H199ZM201 161H202V160H201ZM213 161H216V160L214 159ZM224 161H225V160H224ZM243 161H244V160H243ZM255 161H256V159H255ZM62 162H63V161H62ZM68 162H69V161H68ZM112 162H111V163H112ZM119 162H120V159H119ZM122 162H123V160H122ZM122 162H121V164H122ZM132 162H133V161H132ZM132 162H131V163H132ZM135 162H136V161H135ZM135 162L133 163V166H134ZM150 162H152V161H150ZM150 162H149V163H150ZM170 162H169V163H170ZM175 162H176V160H175ZM188 162H189V164H190V161H188ZM217 162H218V161H217ZM227 162H228V161H227ZM241 162H242V161H241ZM249 162H250V159H249ZM249 162H248V163H249ZM34 163H33V164H34ZM60 163H61V162H60ZM124 163H125V162H124ZM126 163H127V162H126ZM136 163H137V162H136ZM149 163H148V164H149ZM153 163H154V162H153ZM155 163L158 164V162H155ZM155 163H154V164H155ZM202 163H203V162H202ZM207 163H208V162H207ZM213 163H214V162H213ZM221 163H222V161H221ZM236 163H237V161H236ZM254 163H256V162H254ZM260 163H261V162H260ZM77 164H78V163H77ZM103 164H104V163H103ZM106 164H107V163H106ZM121 164H120V166H121ZM145 164H147V163L145 162V163L143 164L142 167H144ZM148 164H147V166H148ZM157 164H155V166H156ZM160 164H161V163H160ZM173 164H174V163H173ZM173 164H172V165H173ZM175 164H176V163H175ZM182 164H184V163H182ZM211 164H212V163H211ZM215 164H216V163H215ZM218 164H219V163H218ZM241 164H244V163L242 162ZM241 164L238 163V165H240V166H241ZM251 164H252V163H251ZM258 164H259V163L255 164V166L257 165V167H258ZM28 165H29V164H28ZM110 165H111V164H110ZM112 165H113V164H112ZM122 165H124V164H122ZM127 165H129V162H128V164H125L124 166L126 167ZM130 165H131V164H130ZM184 165H185V164H184ZM186 165H188V164H186ZM202 165H204V164H202ZM216 165H217V164H216ZM216 165H215V166H216ZM238 165L236 164V166H238ZM246 165H247V164H246ZM259 165H260V164H259ZM31 166H32V165H31ZM34 166H35V165H34ZM34 166L31 167L33 171H36V168H37V170L40 168L39 166L34 168ZM67 166H68V165H67ZM103 166H104V165H103ZM107 166H108V165H107ZM131 166H132V165H131ZM131 166H130V168H131ZM139 166H138V167H139ZM157 166H158V165H157ZM160 166H162V165H160ZM176 166H177V164H176ZM182 166H183V165H182ZM194 166H196V165L194 164ZM197 166H198V165H197ZM217 166H218V165H217ZM226 166H227V165H226ZM230 166H231V164H230ZM233 166H234V165H233ZM243 166H245V165H243ZM12 167H13V166H12ZM27 167H30V166H27ZM63 167H64V166H63ZM74 167H75V166H74ZM77 167H78V166H77ZM77 167H75V168H74L73 170H71V171L75 172L76 174H80V173H82L83 170L78 169ZM116 167H117V166H116ZM118 167H119V164H118ZM125 167H124L123 169H125ZM163 167H165V166H163ZM188 167H189V166H188ZM205 167H206V165H205ZM208 167H209V168H208L209 170H208V169H207V170H208V172H210V166H208ZM218 167H219V166H218ZM245 167L247 168L248 166H245ZM251 167H252V166H251ZM54 168H55V167H54ZM79 168H80V167H79ZM100 168H101V165H100ZM104 168H105V167H104ZM127 168H128V167H127ZM130 168H129V169H130ZM136 168H137V167H136V164H135V169H136ZM139 168H140V169H139V171H140V170H141V166H140ZM146 168H147V167H146ZM146 168H142V169L145 171ZM149 168H150V167H149ZM159 168H160V167H159ZM159 168H158V167L156 168L157 172H158V169H159ZM166 168H167V167H166ZM173 168H174V167H173ZM176 168H177V167H176ZM200 168H202V166H200L199 169H200ZM216 168H217V167H216ZM221 168H222V167H221ZM234 168H235V166H234ZM236 168H237V167H236ZM253 168H254V169H257L256 167H252V169H253ZM14 169H15V166H14ZM34 169H35V170H34ZM40 169H41V168H40ZM58 169H59V168H58ZM111 169H112V168H111ZM120 169H121V167H120ZM133 169H134V168H133ZM153 169L155 170V167H154ZM153 169L151 168V170H150V173H151L150 176H152L153 173H154V170H153ZM186 169H187V168H186ZM197 169H198V168H197ZM247 169H249V168H247ZM247 169H246V170H247ZM252 169H251V171H252ZM254 169H253V170H254ZM260 169H261V168L259 167V170H260ZM16 170H17V169H16ZM53 170H54V169H53ZM53 170H52V171H53ZM64 170H65V169H64ZM98 170H99V168H98ZM104 170H106V169H104ZM112 170H113V169H112ZM112 170H110V171H112ZM118 170H119V168H118ZM118 170H117V171H118ZM136 170H137V169H136ZM148 170H149V169H148ZM152 170H153V172H151ZM160 170H161V168H160ZM169 170H170V169H169ZM173 170H174V169H173ZM177 170H178V169H177ZM179 170H180V169H179ZM184 170H185V169H184ZM200 170H201V169H200ZM202 170H203V169H202ZM205 170H206V168H205ZM205 170H204V172H205ZM211 170H213V168H212ZM217 170H218V168H217ZM225 170H226V169H225ZM229 170H230V169H229ZM233 170H234V169H233ZM235 170H236V169H235ZM239 170H240V169H239ZM243 170H244V169H243ZM246 170H245V171H246ZM261 170H262V169H261ZM10 171H11L10 174L12 175V177H11V178L8 177V175H10V174H8L7 176L4 175L5 177H8V179H6V178H5L4 180L1 179L2 181H5V182H3L4 184H2V186L0 185V205H1L2 207H5L6 210H7V207H8L9 205H12L11 203H13V199L16 197V194H17V196L19 197L18 194H20L21 191H23V190L25 189V188H24V189L22 190V187H21V191H20L19 193H16L17 191H16L15 189H14L15 191L13 190V188H17L16 186L18 185V182L20 181V180H19V173H20V175H21L20 178H23L22 176H24V175H23L20 171H17V172H19V173H17V174H18V175H17L18 177H17V176H14V174H13V173H16L15 171H13V173H12V170H10ZM40 171H41V170H40ZM40 171H39V173H40ZM50 171H51V170H50ZM59 171H60V170H59ZM86 171H87V170H86ZM96 171H97V170H96ZM96 171H95V173H96ZM108 171H109V170H108ZM110 171H109V172H110ZM126 171H127V170H126ZM132 171H133V170H132ZM132 171L130 170V172H132ZM139 171H137V172L134 171V172H135V174L137 175V173H139ZM187 171H189V169H188ZM190 171L193 172V169L190 170ZM247 171H248V170H247ZM29 172H30V171H29ZM87 172H88V171H87ZM93 172H94V171H93ZM114 172H115V171H114ZM124 172H125V170H124ZM124 172H122V173H124ZM127 172H128V171H127ZM127 172H126V173H127ZM146 172L149 173L148 171H146ZM146 172H145V174H147ZM157 172H156V173H157ZM178 172H179V171H178ZM182 172H183V171H182ZM182 172H181V173H182ZM191 172H190V173H191ZM206 172H207V171H206ZM241 172H242V171H241ZM249 172H250V171H249ZM255 172H256V171H255ZM39 173L37 174V178H40V177L43 176V178L41 179V181L44 180V178L46 179V177H44V174H43L42 176H39V177H38V175L42 174V173H40V174H39ZM46 173H47V172H46ZM68 173H69V172H68ZM75 173H74V175H75ZM95 173H94V175H95ZM115 173H116V172H115ZM132 173H133V172H132ZM159 173H160V172H159ZM159 173H157V175H158ZM176 173H177V171H176ZM215 173H216V172H215ZM224 173H225V172H224ZM226 173H227V172H226ZM238 173H239V172H238ZM258 173L260 174V175H258V176L260 177V176H261V173H260V172H258ZM31 174H32V172H31ZM34 174H35V173H33L31 176H33ZM49 174H50V173H49ZM92 174H93V173H92ZM101 174H102V173H101ZM133 174H134V173H133ZM135 174H134V176H136ZM145 174H143V175H145ZM154 174H155V173H154ZM160 174H161V173H160ZM166 174H167V173H166ZM194 174H195V173H194ZM196 174L199 175V173H196ZM208 174H209V173H208ZM208 174H206V175L208 176ZM243 174H244V172H243ZM247 174H248V173H247ZM251 174L253 175V173H251ZM254 174H255V173H254ZM11 175H10V176H11ZM15 175H16V174H15ZM26 175H27V180H29L28 178L31 177V176H29L30 174L27 172ZM51 175H52V174H51ZM53 175H55V174H53ZM66 175H67V174H66ZM83 175H84V173H83ZM83 175H82V176H83ZM103 175H104V174H103ZM113 175H114V173H113ZM122 175H123V176H122ZM122 175H121V176L124 178L125 175H124V174H122ZM129 175H130V174H129ZM138 175L140 176V174H138ZM157 175H156V178H157ZM180 175H181V176H180V177L178 176L177 179H176V181H173V183H179V182L186 181V179H189V176H188L189 174H185L183 178H182V174H180ZM186 175H187V176H186ZM206 175H204V176L207 177ZM232 175H233V174H232ZM235 175H236V173H235ZM238 175H239V174H238ZM241 175H242V174H241ZM249 175H250V174H249ZM28 176H29V177H28ZM46 176H48V175H46ZM80 176H81V175H80ZM119 176H120V175H119ZM131 176H132V175L128 176V177L130 178V179H128V180H131V181L133 182V179H131ZM139 176H137V177H139ZM141 176H142V175H141ZM154 176H155V175H154ZM158 176H159V175H158ZM185 176H186V177H185ZM199 176H200V179L202 178V180H204V178H203L204 176H203V175H199ZM201 176H202V177H201ZM209 176H210V174H209ZM212 176H213V175H212ZM239 176H240V175H239ZM245 176H246V174H245ZM247 176H248V175H247ZM247 176H246V177H247ZM34 177L36 178V176L34 175L33 178H31L30 180H31V181H34V180H33ZM49 177H50V176H49ZM49 177H48V178H49ZM52 177H53V176H52ZM52 177H51V178H52ZM56 177H57V176H56ZM56 177H55V179H57ZM75 177H76V176H75ZM89 177H90V176H89ZM92 177H94V176L92 175ZM100 177H101V176H100ZM116 177H117V175L115 176V178H116ZM122 177H121V178H122ZM137 177H136V178H137ZM171 177H173V175H171V174H170V175H167V176L163 177L162 179L160 178V179L158 180V182L161 183V185H166L167 183H169ZM196 177H198V176H196ZM225 177H226V176H225ZM236 177H237V176H236ZM236 177H235V178H236ZM248 177H249V178H253V177H251V176H248ZM248 177L246 178V180L248 179ZM256 177H257V174H256ZM66 178H67V176H66ZM109 178L111 179L110 176H109ZM113 178H114V177H113ZM143 178H144V177H143ZM143 178H142V179H143ZM146 178H147V177H146ZM149 178H152V177H149ZM178 178H182V180H181V179H178ZM208 178H209V177H208ZM230 178H231V177H230ZM232 178H233V177H232ZM262 178H263V176H262ZM262 178H261V179H262ZM24 179H25V177H24ZM24 179H22V180H24ZM55 179H54V180H55ZM74 179H75V178H74ZM140 179H141V178H140ZM140 179H138V180H140ZM142 179H141V181H144V180H142ZM144 179H145V178H144ZM147 179H148V178H147ZM198 179H199V177H198ZM200 179L197 180V179L194 178L195 181L197 180L196 182L200 181ZM224 179H226V178H224ZM228 179H229V178H228ZM228 179H227V181H228ZM243 179L245 180V177H244ZM257 179L259 180L260 178H257ZM25 180H26V179H25ZM25 180H24L23 182L29 183V184H28L29 186L33 185V184H32L33 182H30V181L27 182V180H26V181H25ZM35 180H36V181H35V183H36L38 179H35ZM52 180H53V179H52ZM69 180H70V179H69ZM88 180H89V179H88ZM121 180H122V179H121ZM128 180H126V183H127ZM136 180H137V179H136ZM150 180H151V179H149V182H150ZM230 180H231V179H230ZM233 180H234V178H233ZM233 180H232V181H233ZM238 180H240V178H238ZM238 180H237V181H238ZM246 180H245V181H246ZM262 180H263V179H262ZM39 181H40V179H39ZM41 181H40V182H41ZM45 181L47 182V179H46ZM45 181H44V182H45ZM48 181H50V179H49ZM61 181H62V180H61ZM63 181H64V180H63ZM65 181H67V180H65ZM113 181H114V179H113ZM116 181H117V182H118V181L120 182V178H119V180H118V178H117ZM134 181H135V179H134ZM141 181H140V183H141ZM208 181H210V180H208ZM235 181H236V179H235ZM237 181H236V182H237ZM240 181H241V180H240ZM245 181H243V184H246L248 180L246 181V183H245ZM252 181L255 183V180H254V179H252L251 182H250V179H249L250 184L253 183ZM20 182L23 183L22 181H20ZM20 182H19V184H21ZM46 182H45V183H46ZM52 182H53V181H52ZM95 182H96V181H95ZM104 182H105V181H104ZM119 182H118V183H119ZM145 182H147V180H145ZM196 182H195V183H196ZM202 182H203V181H202ZM204 182H205V181H204ZM211 182H212V180H211ZM222 182H223V180H222ZM241 182H242V181H241ZM241 182H240V183H241ZM1 183H2V182H0V184H1ZM30 183H31V184H30ZM47 183H48V182H47ZM49 183H51V182H49ZM61 183H62V182H61ZM84 183H85V182H84ZM96 183H97V182H96ZM96 183H95V184H96ZM102 183H103V182H102ZM102 183H101V184H102ZM111 183H113L112 180H111ZM121 183L123 184L122 181H121ZM128 183H130V181H129ZM135 183H136V182H135ZM135 183H134V184H135ZM142 183H144V182H142ZM142 183H141V187H143V185H144V184L142 185ZM147 183H148V182H147ZM147 183H146V184H147ZM153 183H155V182H153ZM191 183H193V182H191ZM198 183H199V182H198ZM198 183H197V184H198ZM209 183H210V182H209ZM226 183H227V182H226ZM238 183H239V182H238ZM238 183H237V184H238ZM240 183H239V184H240ZM254 183H253V184H254ZM256 183L259 185V183L257 182V180H256ZM261 183H262V182H261ZM16 184H17V185H16ZM36 184H37V183H36ZM42 184H43V183H42ZM53 184H54V183H53ZM56 184H57V183H55V185H53V188L56 186ZM64 184H65V183H63V185H64ZM73 184H74V183H73ZM97 184H98V183H97ZM119 184H120V183H119ZM119 184H117V185H119ZM146 184H145V185H146ZM155 184H156V183H155ZM185 184H187V183H185ZM197 184H196V186H197ZM231 184H232V183H230V185H231ZM235 184H236V183H235ZM243 184H242V185H243ZM250 184H249V185H250ZM21 185H22V184H21ZM28 185L26 186V184L23 183V187H27V188H26L27 190L25 189L26 192H29L28 189H30V191L33 190V188H29ZM38 185H39V183H38ZM43 185L46 186V184H43ZM48 185H49V184H48ZM51 185H52V184H51ZM61 185H62V184H61ZM83 185H84V184H83ZM111 185H112V184H111ZM111 185H110V186H111ZM124 185H125V183H124ZM124 185H123V186H124ZM130 185H131V184H130ZM145 185H144V186H145ZM161 185H159L158 187H160ZM173 185H174V184H173ZM178 185H179V184H178ZM198 185H199V184H198ZM220 185H221V184L219 183V187H220ZM242 185H240V187H241ZM246 185H248V184H246ZM13 186H15V187H13ZM18 186H19V185H18ZM45 186H44V187H45ZM64 186H67V185H64ZM73 186H74V185H73ZM73 186H72V187H73ZM94 186H95V185H94ZM100 186H101V185H100ZM108 186H109V185H108ZM137 186H138V187L140 186V185H139V181H138V184L136 183V187H137ZM181 186H182V185H181ZM186 186H187V185H186ZM188 186H189V185H188ZM193 186H195V184H194ZM222 186H223V185H222ZM228 186H229V185H228ZM237 186L239 187V185H237ZM237 186H235V187H237ZM251 186H252V184H251ZM254 186H255V184H254ZM256 186H257V185H256ZM256 186H255V187H256ZM12 187H13V188H12ZM31 187H32V186H31ZM33 187H34V186H33ZM41 187H42V186H41ZM41 187H40V188H41ZM50 187H51V186H50ZM83 187H84V186H83ZM105 187H106V186H105ZM111 187H112V186H111ZM111 187H110V189H111ZM115 187H116V186H115ZM130 187H133V185L130 186ZM134 187H135V185H134ZM136 187L134 188V191L136 190ZM146 187H147V186H146ZM166 187H167V186H166ZM170 187H171V186H170ZM189 187H190V186H189ZM197 187H198V186H197ZM224 187H225V186H224ZM224 187H223V188H224ZM231 187H232V186H231ZM255 187H252V189L255 188ZM37 188H38V187H37ZM37 188H36V189H37ZM61 188H63V187H60V189H61ZM65 188H66V187H65ZM69 188H70V187H69ZM75 188H76V187H75ZM97 188H98V187L96 186V189H97ZM116 188H117V187H116ZM122 188H123V187H122ZM126 188H127V187H126ZM126 188H125V189H126ZM167 188H168V187H167ZM193 188H195V187H193ZM193 188H192V186H191V189H193ZM221 188H222V187H221ZM223 188H222V189H223ZM225 188H226V189H229L230 187H229V188L225 187ZM244 188H246V187H244ZM250 188H251V187H250ZM250 188H249V189H250ZM260 188H261V187H260ZM260 188L258 187V189L261 190V191L257 190V187H256V189H255L256 191H255L254 189H253V190L255 191V193H257L258 191H259V192H262L263 188H262V189H260ZM31 189H32V190H31ZM41 189H42V188H41ZM77 189H79V187H78ZM119 189H121V188H119ZM129 189H130V188H129ZM129 189H128V190H129ZM140 189H141V188H140ZM158 189H159V188H158ZM158 189H157L156 191H158ZM175 189H176V188H175ZM191 189H190V190H191ZM215 189H217V188H215ZM222 189H221V190H222ZM226 189H225V190H226ZM235 189H236V188H235ZM240 189H242V188H240ZM17 190H19V188H17ZM25 190H24L23 192H25ZM64 190H66V192H68L67 190H69V189H64ZM98 190H99V189H98ZM111 190H116V189H114V186H113V189H111ZM126 190H127V189H126ZM176 190H177V189H176ZM183 190H186V189H183ZM213 190H214V189H213ZM217 190H218V189H217ZM225 190H224V191H225ZM253 190H252V191H253ZM48 191H49V190H48ZM61 191H62V190H61ZM76 191H77V190H76ZM79 191H80V190H79ZM107 191H108V190H107ZM130 191H131V189H130ZM137 191H138V193H139V189H138ZM137 191H135V192H137ZM140 191H141V190H140ZM168 191H169V188H168ZM168 191H167V192H168ZM177 191H178V190H177ZM179 191H181V189H180ZM193 191H194V189H193ZM228 191H229V190H228ZM228 191H227V193H228ZM236 191H237V190H236ZM252 191H251V189H250L249 191L246 192V194H247L248 192H249V194H251V193H253ZM36 192H38V191L36 190ZM54 192H55V191H54ZM62 192H63V191H62ZM77 192H78V191H77ZM82 192H83V191H82ZM97 192H98V191H97ZM99 192L101 193V191H99ZM105 192H106V191H105ZM132 192H133V191H132ZM132 192H130V193H132ZM135 192H134V193H135ZM150 192H151V191H149V193H150ZM181 192H182V191H181ZM188 192H189V191H188ZM240 192L243 193V191H240ZM69 193H70V192H69ZM69 193H68V194H69ZM118 193H119V192H118ZM134 193H133V194H134ZM138 193H137V195H138ZM216 193H217V195H218L219 191H218V192L216 191ZM255 193H253V194L255 195ZM263 193H264V190H263ZM22 194H23V193H22ZM27 194H29V193H27ZM42 194H43V193H42ZM46 194H48V193H46ZM51 194H52V193H51ZM53 194H54V193H53ZM58 194H59V193H58ZM60 194H61V193H60ZM68 194H67V197H68ZM73 194H75V193H73ZM77 194H79V193H77ZM82 194H83V193H82ZM92 194H93V193H92ZM108 194H109V193H108ZM108 194H107V195H108ZM126 194L128 195V193H126ZM135 194H136V193H135ZM135 194H134V195H135ZM158 194H160V193H158ZM173 194H174V192H173ZM179 194H180V192H179ZM190 194H191V192H190ZM190 194H189V195H190ZM212 194H213V192H212ZM230 194H232V193H230ZM234 194H235V193H234ZM249 194H247L246 196H248ZM258 194H259V193H258ZM25 195H26V193H24V196H25ZM32 195H33V194H32ZM35 195H36V194H35ZM38 195H39V194H38ZM62 195H63V193H62ZM80 195H81V194H80ZM134 195H131V196L133 197ZM155 195H156V194H155ZM167 195H168V194H167ZM205 195H206V194H205ZM208 195H209V194H208ZM213 195H215V192H214ZM220 195H221V194H220ZM222 195H223V194H222ZM244 195H245V193H243V196H242V195H241V196L244 197ZM20 196H21V194H20ZM24 196H23V197L21 196V198L24 199V198H25ZM26 196H27V195H26ZM81 196H82V195H81ZM87 196H89V194H88ZM102 196H103V195H102ZM102 196L100 197V199L104 198V196H103V197H102ZM128 196H129V195H128ZM128 196H125V197H126V200H127V197H128ZM131 196H130V197H131ZM169 196H170V194L168 195V198H169ZM173 196H174V195H173ZM246 196H245V197H246ZM250 196H251V195H250ZM47 197H48V196H47ZM47 197H46V198H47ZM58 197H59V196H58ZM72 197H73V196H72ZM82 197H83V196H82ZM90 197H91V196H90ZM92 197H93V196H92ZM106 197H107V196H106ZM130 197H129V198H130ZM153 197H154V195H153ZM186 197H187V195H186ZM203 197H204V196H203ZM207 197H208V196H207ZM210 197H211V196H210ZM230 197H231V196H230ZM253 197H254V196H253ZM255 197H257V198H255V200H257V199H260V197H262V196H256V195H255ZM16 198H17V197H16ZM16 198H15V199H16ZM19 198H20V197H19ZM32 198H33V197H32ZM32 198L30 197L29 199L32 200V202H33L34 200H33ZM42 198H44V197H42ZM69 198H70V197H69ZM75 198H76V197H75ZM78 198H79V197H78ZM87 198H88V197H87ZM93 198H94V197H93ZM129 198H128V199H129ZM135 198H136V197H135ZM139 198H140V197H139ZM177 198H178V197H177ZM220 198H221V197H220ZM231 198H232V197H231ZM231 198L229 199V196H228V199H229L230 201H232V203L230 202L231 204H233V202H236V204L240 205L239 203H237V201H235V200L237 199L236 197H235V199L233 198L234 201L231 200ZM29 199L26 200V201H27V202L30 201ZM67 199H68V198H67ZM82 199H85V198H82ZM82 199H81V200H82ZM88 199H89V198H88ZM88 199H85V201H88ZM97 199H98V198H97ZM105 199H106V198H105ZM120 199H121V198H120ZM136 199H137V198H136ZM153 199H154V198H153ZM205 199H206V197H205ZM205 199H204V201H206ZM210 199H211V198H210ZM213 199H214V198H213ZM226 199H227V198H226ZM226 199H225V201H223L224 199H223L222 201H223V202H226V201L228 200V199H227V200H226ZM262 199H263V201H264V198H262ZM262 199H261V201H262ZM17 200H19V199L17 198ZM17 200H16V202H17ZM40 200H41V198H40ZM78 200H79V199H78ZM118 200H119V199H118ZM121 200H122V199H121ZM121 200H120V201H121ZM126 200H125V201H126ZM157 200H158V199H156L155 201H157ZM165 200H166V199H165ZM165 200H164V198H163V202H164ZM169 200H170V198H169ZM169 200H167V202H168ZM207 200H208V198H207ZM229 200H228V201H229ZM249 200H250V199H249ZM251 200H252V199H251ZM251 200H250V203L253 202V201H251ZM23 201L27 204V202H26L25 200H23ZM23 201L20 200L21 203H23ZM36 201H37V200H36ZM54 201L56 202L57 199L54 200ZM58 201H59V200H58ZM60 201H61V200H60ZM64 201H67V200L64 198ZM76 201H77V199H76ZM79 201H80V200H79ZM123 201H124V200H123ZM123 201H122V202H123ZM125 201H124L123 203H125ZM132 201H133V200H132ZM132 201H131V202H132ZM134 201H135V200H134ZM179 201H180V199H179ZM181 201H182V200H181ZM183 201H186V203L188 202L187 200H185V198H184ZM183 201H182V203H183ZM201 201H202V203H203V200H201ZM201 201L199 202L200 204H201ZM209 201H210V200H209ZM220 201H221V200H220ZM263 201H262V202H263ZM20 202H17V203H19L18 205H21ZM39 202H40V201H39ZM72 202H73V201H72ZM80 202H81V201H80ZM90 202H91V201H90ZM99 202H100V201H99ZM112 202H113V201H112ZM118 202H119V201H118ZM122 202H121V204H122ZM128 202H129V201H128ZM159 202H160V201H159ZM159 202H158V203H159ZM167 202H165V203H167ZM169 202H170V201H169ZM175 202H176V193H175ZM177 202H178V201H177ZM177 202H176V204L178 205L179 203H177ZM193 202H194V201H193ZM248 202H249V201H248ZM254 202H255V201H254ZM256 202H257V201H256ZM259 202H260V200H259ZM262 202H261V203H262ZM29 203H30V205H29ZM29 203H28V205L31 206V201H30ZM51 203H52V202L47 203L46 206H45L44 208H47V207L50 208V206H52ZM82 203H84V202H82ZM82 203H81V205H82ZM85 203H87V202H85ZM88 203H89V201H88ZM95 203H96V202H95ZM97 203H98V202H97ZM129 203H130V202H129ZM147 203H148V201H147ZM149 203H150V202H149ZM158 203L156 204V202H155L154 204L157 206ZM165 203H164V204L162 203V204H163V205H166ZM180 203H181V202H180ZM227 203H229V202H227ZM230 203H229V204H226V203H225V204H226V205H231ZM250 203H249V204H250ZM33 204H34V205H33L34 208L31 209L30 213H35V214H36V213H37V214H39V213H43V212H41V210H42V211L44 210L43 207H41L40 205L37 207V206L35 205V204H37V203H35V202H34ZM44 204H45V203H44ZM60 204H61V202H60ZM104 204H105V203H104ZM154 204H153V206L155 207ZM160 204H161V202H160ZM160 204H159V205H160ZM168 204H169V203H168ZM171 204H173V202H172ZM197 204H198V203H197ZM205 204H206V203H205ZM211 204H212V203H211ZM211 204H210V205H211ZM222 204H223V203H222ZM234 204H235V203H234ZM234 204H233V205H234ZM236 204H235V206H236ZM249 204H248V205H249ZM259 204H260V203H258V205H259ZM262 204H264V203H262ZM16 205H17V204H16ZM22 205H23V204H22ZM22 205H21V206H22ZM84 205H85V204H84ZM87 205H88V204H87ZM87 205H85V206H87ZM93 205H94V203H93ZM95 205H96V204H95ZM114 205H115V204H114ZM119 205H120V203H119ZM123 205H124V204H123ZM135 205H136V204H135ZM135 205H133V207H134ZM226 205H225V206H226ZM244 205H245V203L243 204V206H244ZM252 205L254 206L253 203H252ZM255 205H257V204H255ZM260 205H261V204H260ZM1 206H0V207H1ZM13 206H15V205H13ZM24 206H25V205H24ZM24 206H23V207H24ZM43 206H44V205H43ZM198 206H199V205H198ZM201 206H203V204H202ZM201 206H200V207H201ZM218 206H221V202H220V205H218ZM218 206H217V207H218ZM225 206H224V207H225ZM235 206H234V207H235ZM246 206H247V205H246ZM253 206H251V204H250V207H252L251 209L254 210L255 206H254V207H253ZM261 206H263V205H261ZM2 207H1V208H2ZM18 207L20 208V206H18ZM23 207H22V208H23ZM25 207H26V206H25ZM56 207H57V206H56ZM59 207H60V206H59ZM103 207H104V206H103ZM133 207H132V209H133ZM146 207H147V206H146ZM154 207H153V208H154ZM157 207H158V206H157ZM159 207H161V206H159ZM163 207H164V206H163ZM172 207L174 208L175 206H174V205H171V208H172ZM195 207H196V209H195ZM195 207L193 208V210H197V209H198V208H197V205H196ZM200 207H199V209H198L199 211H200ZM205 207L208 208L209 206H205ZM224 207H223V208H224ZM234 207H233V210H234ZM241 207H242V206H241ZM248 207H249V206H248ZM248 207H247V208H248ZM257 207H258V206H256V210H257ZM8 208H9V207H8ZM11 208H12V207H11ZM14 208H15V207H14ZM14 208H13V209H14ZM26 208H27V207H26ZM26 208H25V209H26ZM29 208H30V207H29ZM29 208H28V209H29ZM51 208H52V207H51ZM72 208H73V207H72ZM80 208H81V207H80ZM91 208H92V207H91ZM96 208H97V206H96ZM115 208H116V207H115ZM126 208H127V207H126ZM128 208H129V205H128ZM143 208H144V207H143ZM143 208H142V212H143ZM155 208H156V207H155ZM167 208H168V206H167ZM171 208L167 209V212H168V213H171V211H170V212L168 211V210H170ZM179 208H181V209L184 211L183 208H185V207L182 206L181 204H179L178 209H179ZM236 208H237V206H236ZM261 208H262V207L258 208V210H259V209L261 210ZM76 209H77V208H76ZM88 209H89V208H88ZM123 209H125V206L123 207ZM144 209H145V208H144ZM160 209H161V208H159V211H160ZM175 209H176V208H175ZM202 209H203V208H202ZM218 209H219V208H218ZM225 209H226V208H225ZM3 210L5 211V209H3ZM8 210H10V209H8ZM17 210H18V209H17ZM20 210H21V209H20ZM81 210H82V209L79 210V213H80ZM84 210H85V209H84ZM130 210H131V209H130ZM151 210H152V209H151ZM155 210L157 211L158 209H155ZM162 210L164 211V208H163ZM162 210H161V214L163 213ZM172 210L175 212L174 209H172ZM188 210H189V209H188ZM193 210H191V212H193V214L196 213V212H194ZM198 210H197V211H198ZM205 210H206V209H205ZM205 210H203V211H205ZM220 210H221V209H220ZM220 210H218V213L220 212ZM238 210H239V209H238ZM238 210L236 209L237 212H238ZM256 210H255V211H256ZM258 210H257V211H258ZM0 211H1V210H0ZM13 211H16V210L14 209ZM22 211H23V209H22ZM24 211H25V210H24ZM56 211H57V210H56ZM115 211H116V210H115ZM127 211H128V210H127ZM148 211H149V209H148ZM159 211H158V212H159ZM176 211H177V210H176ZM216 211H217V210H216ZM228 211H229V210H228ZM234 211H235V210H234ZM249 211H250V210H249ZM2 212H3V211H2ZM7 212H9V211H7ZM10 212H11V211H10ZM18 212H19L20 214L22 213V212H20V211H18ZM27 212H28V211H27ZM65 212H66V209H65ZM98 212H99V211H98ZM113 212H114V210H113ZM140 212H141V211H140ZM144 212H145V210H144ZM174 212H172V213H173V214L177 213V212H175V213H174ZM201 212H202V210H201ZM209 212H210V211H209ZM258 212H259V211H258ZM258 212H257V214H258ZM263 212H264V211H263ZM11 213H12V212H11ZM13 213H14V212H13ZM13 213H12V214H13ZM23 213H26V212H23ZM30 213L28 212V214H30ZM57 213H59V212H57ZM87 213H89V212H87ZM87 213H86V214H87ZM96 213H97V212H96V210H95V214H96ZM116 213H117V212H116ZM116 213H115V214H116ZM181 213H182V212H181ZM202 213H203V212H202ZM221 213H222V211H221ZM229 213H230V212H229ZM232 213H233V212H232ZM232 213H231V214H232ZM234 213H235V212H234ZM250 213H253V212H250ZM2 214H3V213H2ZM12 214H11V215H12ZM15 214H17V213H15ZM64 214H65V213H64ZM84 214H85V213H84ZM86 214H85V215H86ZM89 214H90V213H89ZM93 214H94V212H93ZM126 214H127V213H126ZM132 214H133V213H132ZM149 214H150V213H148V217H149ZM156 214H157V212H156ZM158 214H159V213H158ZM165 214H166V213H165ZM173 214H171V215H173ZM182 214H183V213H182ZM190 214H192V213H190ZM206 214H207V213H206ZM212 214H213V212H212ZM223 214H226V213H224V211H223ZM247 214H248V213H247ZM259 214H260V213H259ZM4 215H5V212H4ZM6 215H7V214H6ZM6 215H5V216H6ZM11 215H7V216H8V217H7V220H5L6 218L3 220V218H2L3 215H2V217L0 216V217L2 218V220H3V221L0 220V221H1V223H0V246H4V245H6V244H7L6 242H7L9 239L15 241V239L19 236L18 233L20 232V227H18L17 225H18V221H22L23 219L20 218V217H19V218L22 219V220L19 219L18 221L15 220V219H8V218L11 217ZM22 215H23V214H22ZM30 215H32V214H30ZM76 215H77V213H76ZM76 215H75V216H76ZM78 215H79V214H78ZM78 215H77V217H78ZM82 215H83V214H82ZM85 215H84V216H85ZM101 215H102V213H101ZM129 215H130V212H129ZM139 215H140V214H139ZM153 215H154V214H153ZM153 215H152V216H153ZM159 215H160V214H159ZM162 215H163V214H162ZM162 215H161V216H162ZM167 215H168V214H167ZM175 215H177V214H175ZM175 215H174V216H175ZM178 215H179V214H178ZM183 215H184V214H183ZM183 215H182V216H183ZM198 215H199V214H198ZM253 215H254V214H253ZM262 215H263V214H262ZM9 216H10V217H9ZM18 216H19V214H18ZM26 216H27V215H26ZM41 216H42V215H41ZM58 216H60V215H58ZM89 216H90V215H89ZM93 216H94V215H93ZM97 216H99V215L96 214V217H97ZM130 216H131V215H130ZM146 216H147V215H146ZM154 216H155V215H154ZM157 216H158V215H157ZM163 216H164V215H163ZM163 216H162V217H163ZM169 216H170V215H169ZM179 216H180V215H179ZM191 216L193 217V215H191ZM217 216H218V215H217ZM217 216H216V219H217ZM222 216H223V215H222ZM241 216H243V215H241ZM22 217H23V216H22ZM33 217H35V216L33 215ZM37 217H38V216H37ZM80 217H81V216H80ZM128 217H129V216H128ZM148 217H147V220L149 219ZM159 217H160V216H159ZM166 217H167V216H165L164 219H165ZM171 217H172V216H171ZM196 217H197V216H196ZM226 217H228V212H227ZM226 217H225V215H224V217H223L222 219H224V218H226ZM239 217H240V216H239ZM256 217H257V216H256ZM12 218H13V217H12ZM49 218H51V217H49ZM69 218H70V217H69ZM84 218H86V216H85ZM84 218H83V219H84ZM118 218H119V217H118ZM167 218H169V217H167ZM174 218H175V217H174ZM179 218H180V217H179ZM179 218H178V219H179ZM185 218H186V217H185ZM204 218L206 219V217H202V216H201V217H198V219L196 218L195 220H198V221H201V222H202V221L204 220ZM213 218H215V217H213ZM213 218H211V220H213ZM228 218H229V217H228ZM232 218H233V216H232ZM232 218H231V220H232ZM253 218H255V217L253 216ZM257 218H258V217H257ZM260 218H262V217H260ZM263 218H264V217H263ZM24 219H26V217H25ZM30 219H31V218H30ZM59 219H60V218H59ZM95 219H96V218H95ZM126 219H127V218H126ZM155 219H156V218H155ZM157 219H158V218H157ZM157 219H156V221H157ZM183 219H184V218H183ZM186 219H187V218H186ZM207 219H208V218H207ZM207 219H206V220H207ZM216 219H214V220L216 221ZM235 219H236V218H235ZM243 219H244V218H242L241 220H243ZM250 219L252 220V218H250ZM255 219H256V218H255ZM46 220L48 221V218H47ZM62 220H63V219H62ZM65 220H66V219H65ZM78 220H79V219H78ZM88 220H89V219H88ZM161 220H162V219H161ZM168 220L170 221V220H172V218H170V219H168ZM176 220H177V219H176ZM176 220H175V221H176ZM181 220H182V219H181ZM189 220H190V218H189ZM189 220H188V221H189ZM195 220L192 218V221L195 222V224H196V221H195ZM214 220H213V221H214ZM219 220H220V219H219ZM229 220H230V218H229ZM263 220H264V219H263ZM263 220H261V221H263ZM24 221H25V220H24ZM83 221H84V220H83ZM95 221H96V220H95ZM114 221H116V220H114ZM117 221H118V220H117ZM119 221H120V224H119V227H120V228H119V230H121V229H122L121 227H122V225H123V224H122V223H123V220H119ZM129 221H130V220H129ZM154 221H155V220H154ZM163 221H164V222L166 221V223H163V224H164V226H163L164 228L162 229V231H164V229H166V228H165L166 226H167V227L170 226V224H169V222H167V220H163ZM198 221H197V222H198ZM204 221H205V220H204ZM204 221H203V222H204ZM215 221H214V224H216ZM217 221H218V219H217ZM217 221H216V222H217ZM221 221H222V220H221ZM223 221H224V220H223ZM227 221H228V220H227ZM256 221H260V219H259V220H256ZM78 222H79V221H77V223H78ZM80 222H81V221H80ZM183 222H184V221H183ZM186 222H187V221H186ZM193 222H190V223L192 224ZM206 222H207V221H206ZM210 222H212V221H210V219H209V222H208V223H210ZM219 222H220V221H219ZM219 222H218V223H219ZM22 223H23V222H22ZM65 223H66V222H65ZM68 223H69V222H68ZM71 223H72V222H71ZM86 223H88V221H87ZM89 223H90V222H89ZM112 223H114V222H112ZM154 223H155V222H154ZM154 223H153V225H155ZM170 223H171V221H170ZM177 223H178V222H177ZM179 223H180V221H179ZM187 223H188V222H187ZM208 223H207V224H208ZM212 223H213V222H212ZM212 223H210V225H212ZM224 223H225V222H223V225H225ZM232 223H233V220H232ZM246 223H247V222H246ZM250 223H251V221H250ZM253 223L255 224V220H254ZM23 224H24V223H23ZM28 224H29V223H28ZM35 224H38V223H35ZM39 224H40V223H39ZM41 224H42V223H41ZM46 224H47V223H46ZM46 224H45V225H46ZM69 224H70V223H69ZM78 224H79V223H78ZM90 224H91V223H90ZM92 224H94V223L92 222ZM115 224H116V222H115ZM174 224H175V223H174ZM180 224H181V223H180ZM199 224H200L201 226H199ZM199 224L195 227L196 229H198V226H199V227H206V225L202 226L203 223H202V224L199 223ZM254 224H252V225H254ZM257 224H258V223H257ZM257 224H256V225H257ZM259 224H260V223H259ZM259 224H258V225H259ZM261 224H262V222H261ZM21 225H22V224H21ZM43 225H44V224H43ZM47 225H48V224H47ZM52 225H53V224H52ZM56 225H57V224H56ZM62 225H63V224H62ZM79 225H80V224H79ZM117 225H118V224H117ZM125 225H126V224H125ZM146 225H147V224H146ZM153 225H150L151 227L149 226V227H150V230H148V231H147V229H146L147 227L145 226V227H146V228H145V229H146V230H145V238H146L147 240H149L150 242L155 241V240H156L155 237L157 236L156 232L154 231V230H156L157 228L154 227ZM168 225H169V226H168ZM182 225H183V224H182ZM186 225H187V224H186ZM208 225H209V224H208ZM220 225H221V226H220ZM220 225L218 224V226L223 227L222 224H221V222H220ZM228 225H229V224H228ZM228 225H226V226H228ZM230 225H231V224H230ZM29 226H31V225H29ZM72 226H73V225H72ZM74 226H77V225H74ZM84 226H85V225H84ZM112 226H113V224L111 225V228H112ZM114 226L116 227V225H114ZM152 226H153L155 229H151ZM175 226H176V225H175ZM178 226H180V225H178ZM187 226H190V224L187 225ZM212 226H213V225H212ZM218 226H217V228H218ZM37 227H38V225H37ZM125 227H126V226H125ZM173 227H174V225L172 226V229H173ZM183 227H184V226H183ZM191 227H192V225H191L190 227H188V228H191ZM207 227H208V226H207ZM210 227H211V226H210ZM214 227H215V225H214ZM220 227H219V228H220ZM230 227H231V226H230ZM256 227H257V226H256ZM259 227H260V226H259ZM263 227H264V226H263ZM263 227H261V228H263ZM29 228H31V227H29ZM32 228H33V227H32ZM41 228H43V227H41ZM74 228H75V227H74ZM86 228H87V227H86ZM158 228H159V227H158ZM188 228H187V229H188ZM212 228H213V227H212ZM212 228H211V229H212ZM232 228H233V230H234V227H232ZM232 228H230V229H232ZM48 229H49V228H48ZM61 229H62V228H61ZM81 229H82V228H81ZM89 229H90V228H89ZM92 229H93V227H92ZM192 229H194V228H191V232H190V233H193V232L196 231V230L193 231ZM221 229H222V228H221ZM221 229H220V230H221ZM253 229H254V228H253ZM253 229H252V231H253ZM258 229H259V228H258ZM40 230H41V229H40ZM67 230H68V229H67ZM72 230H74V229H72ZM75 230H78V229H75ZM116 230H117V229H116ZM167 230H168V228H167ZM173 230H175V228H174ZM173 230H172V231H173ZM183 230H184V229H183ZM198 230H199V229H198ZM212 230H215V231H216L217 229H216V228H213ZM212 230H210V231H212ZM35 231H37V233H38L39 230L36 229ZM55 231H57V230H55ZM63 231H64V230H63ZM70 231H71V230H70ZM92 231H93V230H92ZM94 231H95V230H94ZM136 231H137V230H136ZM157 231H158V230H157ZM189 231H190V230H189ZM201 231H203V230L201 229ZM215 231H214V232H215ZM229 231H230V230H228V232H229ZM254 231H255V230H254ZM22 232H23V231H22ZM40 232H42V231H40ZM40 232H39V233H40ZM66 232H67V231H66ZM109 232H110V233H111V232L113 233V230L111 229V230H109ZM122 232H123V231H122ZM169 232H171V229L169 230ZM184 232H185V230H184ZM187 232H188V231H186V233H187ZM199 232H200V230H199ZM203 232L208 233V230L206 229V231L204 230ZM203 232H200V234H201L202 236L205 234V233L203 234ZM217 232H218V230H217ZM217 232H216V233H217ZM222 232H223V236H224V239H225L224 231L222 230ZM222 232L220 231V233H222ZM225 232H226V231H225ZM257 232H258V230H257ZM257 232H256V233H257ZM261 232H262V231H261ZM263 232H264V231H263ZM33 233H34V232H33ZM42 233H43V232H42ZM83 233H84V232H83ZM110 233H109V234H110ZM188 233H189V232H188ZM196 233H198V232H196ZM196 233H195V235L197 236ZM211 233H212V232H211ZM216 233H213L214 236H215ZM259 233H260V232H259ZM30 234H31V233H30ZM57 234L59 235V233H57ZM60 234H61V233H60ZM64 234H65V233H64ZM70 234H71V233H70ZM88 234H89V233H88ZM107 234H108V233H107ZM113 234H115V233H113ZM121 234H122V233H121ZM121 234H120V235H121ZM171 234H172V233H171ZM182 234H183V233H182ZM200 234H199V237L202 238V236H201ZM218 234H219V232L216 234V236H215L216 238L219 236ZM229 234H230V233H229ZM233 234H234V233H233ZM260 234H261V233H260ZM25 235H27V234H25ZM32 235H33V234H32ZM38 235H40V234H38ZM72 235H73V234H72ZM72 235H70V237H71ZM79 235H80V234H79ZM111 235H112V234H111ZM111 235H110V236H111ZM161 235H162V233H161ZM161 235H160V236H161ZM168 235H170V234H168ZM173 235H174V234H173ZM191 235H192V234H191ZM195 235L193 234L192 237L194 238ZM208 235H209V233H208ZM221 235H222V234H221ZM253 235H254V234H253ZM256 235H257V234H256ZM256 235H255V236H256ZM22 236H24V235L22 234ZM62 236H63V235H62ZM110 236L107 235L108 238H109ZM112 236H113V235H112ZM177 236H178V235H177ZM188 236H189V234H188ZM206 236H207V234H206ZM212 236H213V235H212ZM226 236H227V235H226ZM236 236H237V235H236ZM238 236H239V235H238ZM257 236H258V235H257ZM28 237H29V236H28ZM31 237H32V236H31ZM64 237H65V236H64ZM70 237H69V238H70ZM73 237H74V236H73ZM86 237H87V236H86ZM89 237H90V236H89ZM95 237H96V236H94L93 238H95ZM169 237H170V236H169ZM190 237H191V236H190ZM199 237H198V238H199ZM207 237H208V236H207ZM209 237H210V236H209ZM215 237H214V238L211 237V238L213 239V241H214ZM219 237H220V236H219ZM229 237H231V235H230V236L228 235V238H229ZM243 237H244V236H243ZM260 237H261V236H260ZM36 238H37V237H35L34 239H36ZM41 238H42V237H41ZM53 238H54V237H53ZM69 238H68V240H70ZM93 238H92V239H93ZM118 238H120V237H118ZM121 238H122V237H121ZM188 238H189V237H188ZM204 238H206V237H204ZM262 238H263V237H262ZM7 239H8V240H7ZM43 239H44V238H43ZM46 239H47V237H46ZM46 239H45V240H46ZM48 239H49V238H48ZM92 239H91V240H92ZM104 239H105V238H104ZM106 239H107V238H106ZM106 239H105V240H106ZM109 239H111V237H110ZM113 239H114V237H113ZM124 239H125V238H124ZM159 239H160V238H159ZM162 239H164V238H162ZM167 239H168V238H167ZM222 239H223V237H222ZM244 239H245V237H244ZM18 240H19V239H18ZM26 240H27V239H26ZM81 240H82V239H81ZM85 240H86V238H85ZM89 240H90V238H89ZM111 240H112V239H111ZM118 240L120 241V239H118ZM118 240H117V241H118ZM157 240H158V239H157ZM165 240H166V239H165ZM175 240H176V239H175ZM187 240H188V239H187ZM191 240H192V238H191ZM201 240H202V239H201ZM207 240H208V239H207ZM217 240H218V239L215 240V243L218 244V242H216ZM229 240H231V239H229ZM39 241H42V240H39ZM62 241H63V240H62ZM93 241H94V240H93ZM160 241L163 242L164 240H160ZM167 241H168V240H167ZM171 241H172V240H171ZM188 241H189V240H188ZM193 241H194V240H193ZM196 241H197V240H196ZM208 241H209V244H210V243L213 244V243H212L213 241L211 242V239L208 240ZM208 241H207V244H208ZM222 241H223V240H222ZM246 241H247V239H246ZM255 241H256V240H255ZM259 241H261V240H259V238H258V242H257L258 245L254 242V243H255V246H256V245L259 246V243H261V242H263V244H262V243H261V244L264 245V240L261 241V242H259ZM26 242H27V241H26ZM60 242H61V240H60ZM66 242H67V241H66ZM91 242H92V241H91ZM99 242H100V238H99L98 243H99ZM109 242H110V240L108 241V239H107V243H108V244H113V242H112V243H109ZM197 242H198V241H197ZM201 242H202V241H201ZM220 242H221V240L219 241V243H220ZM243 242H244V240H243ZM21 243H22V242H21ZM21 243H20V245H22ZM27 243H28V242H27ZM27 243L25 244L26 246H23V248H24V247H28V246H30L29 244L27 245ZM32 243H33V242H32ZM41 243H42V242H41ZM77 243H78V242H77ZM82 243H83V242H82ZM84 243L90 244V243H88V242H84ZM96 243H97V242H96ZM98 243H97V244H98ZM107 243H106V244H107ZM116 243H117V242H116ZM141 243H143V241H142ZM144 243H145V242H144ZM164 243H165V242H164ZM191 243H192V242H191ZM204 243H205V242H203L202 244H204ZM17 244H18V243H17ZM42 244H43V243H42ZM56 244H58V242H57ZM59 244H60V243H59ZM68 244H70V242H68ZM68 244H67V245H68ZM71 244H72V243H71ZM80 244H81V243H80ZM100 244H101V243H100ZM104 244H105V242H104ZM108 244H107V245H108ZM114 244H115V243H114ZM198 244H200V243L198 242ZM198 244H195V245H198ZM205 244H206V243H205ZM211 244H210V246H212ZM220 244H221V246H222V243H220ZM245 244H246V243H245ZM248 244H249V243H248ZM12 245H13V244H12ZM67 245H66V248H68ZM83 245H84V244H83ZM90 245H91V244H90ZM98 245H99V244H98ZM116 245H117V244H116ZM151 245H153V244L151 243ZM154 245H156V243H155ZM167 245H168V244H167ZM181 245H182V244H181ZM188 245H189V242H188ZM225 245H226V244H225ZM243 245H244V244H243ZM246 245H247V244H246ZM246 245H244V246H246ZM13 246H14V245H13ZM16 246H17V245H15V247H14V248H15L14 251H16V248H17ZM18 246H19V244H18ZM40 246H41V245H40ZM44 246H45V245H44ZM46 246H47V245H46ZM60 246H61V245H60ZM77 246H78V245H77ZM101 246H102V245H101ZM157 246H158V245H157ZM168 246H170V245H168ZM210 246H209V245H208V246L206 245V247H204V245H203V246H200V247H199V248H200V251H201V252H200V253H201V258H200V259H202L201 262H203V263L200 262V264H208V262H206V261H209L210 259H211V262H212V259L214 258L215 254H216V253H215V250L217 249V247H216V249L214 250V248L212 249ZM228 246H229V244H228ZM255 246H254V247H255ZM257 246H256V247H257ZM260 246H261V245H260ZM9 247H10V246H9ZM54 247H55V246H54ZM62 247H63V246H62ZM64 247H65V246H64ZM64 247H63V248H64ZM79 247H81V246H79ZM82 247H83V246H82ZM103 247H104V246H103ZM158 247H159V246H158ZM161 247H162V246H161ZM181 247H182V246H181ZM191 247H192V244H191ZM195 247H196V246H195ZM223 247H224V246H223ZM223 247H222V248H223ZM242 247H243V246H242ZM1 248H2V247H1ZM12 248H13V247H12ZM12 248H11V249H12ZM40 248H41V247H40ZM44 248H46V247H44ZM52 248H53V247H52ZM52 248H51V249H52ZM56 248H57V246H56ZM98 248H99V247H98ZM106 248H107V247H106ZM106 248H105V249H106ZM111 248H112V247H111ZM111 248H110V250H111ZM113 248H114V247H113ZM116 248H117V247H116ZM156 248H157V247H156ZM166 248H168V247H166ZM166 248H165V249H166ZM189 248H190V247H189ZM193 248H194V247H193ZM193 248H190V249L193 250ZM218 248H219V247H218ZM222 248H221V249H222ZM226 248H228V247H226ZM252 248H253V247H252ZM259 248H261V247H259ZM259 248H257V250H258ZM4 249H5V248H4ZM21 249H22V247H21ZM24 249H26V248H24ZM24 249H23V250H24ZM32 249H33V248H32ZM37 249H38V247L36 248V250H37ZM82 249H83V248H82ZM102 249H103V248H102ZM105 249H104V250H105ZM146 249H147V248H146ZM151 249H152V247H151L149 250H151ZM197 249H198V248H197ZM235 249H236V247L234 248V251H235ZM240 249H241V248H240ZM244 249H245V248H244ZM244 249H243V250H244ZM246 249H247V247H246ZM249 249H250V248H249ZM262 249H264V247H262L261 250H260V249H259V250H260L261 252L263 251V252H262L263 254L260 253V251H259L260 255L258 254V258H257V261H256V262H260V261H258V260H259V256H260V258H261V256L263 255L262 257L264 258V250H262ZM17 250H18V249H17ZM23 250H22V251H23ZM42 250H43V249H42ZM42 250H41V252L43 253ZM62 250H63V249L61 248L60 252H61ZM70 250H71V249H70ZM75 250H76V249H75ZM78 250H79V249H77V251H78ZM108 250H109V249H108ZM108 250H107V252H108ZM110 250H109V251H110ZM128 250H129V249H128ZM143 250H145V249H143ZM154 250H155V249H154ZM157 250H158V249H157ZM163 250H164V249H163ZM195 250H196V249H195ZM195 250H194L193 253H195ZM198 250H199V249H198ZM198 250H197V251H198ZM205 250H206V251H205ZM212 250H213V251H212ZM223 250L226 251L227 249L224 248V249H222L221 251H223ZM247 250H248V249H247ZM250 250H251V249H250ZM255 250H256V249H255ZM3 251H5V250H3ZM3 251L0 250V263H1V260H3V258H4V255H3L4 252H3ZM20 251H21V250H20ZM20 251H19V253L22 252V251H21V252H20ZM24 251H25V250H24ZM27 251H28V250H27ZM29 251H31V250H29ZM73 251H74V250H73ZM146 251H147V250H146ZM146 251H145V252H146ZM167 251H168V250H167ZM186 251H187V249H186ZM189 251H191V250H189ZM210 251H211V252H210ZM216 251H218V250H216ZM236 251H237V249H236ZM239 251H242V249L239 250ZM244 251H245V250H244ZM251 251L254 252V248H253V250H251ZM251 251H247V252H249V253H248V258H249V259H253V261H250V260H249V264L254 263V258H252V256H250L251 258L249 257V254H250ZM2 252H3V253H2ZM33 252H34V251H33ZM45 252H46V251H45ZM48 252H49V251H48ZM62 252H63V251H62ZM62 252H61V253H62ZM107 252H106V253H107ZM149 252H150V251H149ZM187 252H188V251H187ZM187 252H186V254H185L184 256H187V255H188ZM218 252H219V251H218ZM7 253H8V252H7ZM16 253H17V252H16ZM19 253H18V254H19ZM26 253H27V252H26ZM36 253H38V252H36ZM39 253H40V252H39ZM42 253H40V254L42 255ZM52 253H53V252H52ZM58 253H59V251H58ZM65 253H66V252H65ZM68 253H69V252H68ZM68 253H67V254H68ZM78 253H80V252H78ZM87 253H88V251H87ZM106 253H105V254H106ZM111 253H112V252H111ZM147 253H148V252H147ZM156 253H157V252H156ZM219 253H220V252H219ZM219 253H218V254H219ZM223 253H226V252H222V255H223ZM256 253H257V252H256ZM4 254H5V253H4ZM14 254H15V253H14ZM33 254H34V253H33ZM74 254H75V253H74ZM137 254H138V253H137ZM148 254H149V253H148ZM152 254H153V253H152ZM163 254H164V253H163ZM168 254H169V253H168ZM195 254L197 255V253H195ZM195 254H191V255H192V256H193V255L195 256ZM239 254H240V253H239ZM244 254H245V252H244ZM246 254H247V253H246ZM251 254H253V253H251ZM251 254H250V255H251ZM254 254H255V253H254ZM261 254H262V255H261ZM16 255H17V254H16ZM19 255L21 256V254H19ZM36 255H37V254H36ZM57 255H58V254H57ZM62 255H63V254H62ZM78 255H79V254H78ZM138 255H139V254H138ZM143 255H144V254H143ZM198 255H199V253H198ZM198 255H197L196 257H200V255H199V256H198ZM228 255H229V253H228ZM25 256H26V255H25ZM29 256H30V255H29ZM29 256H28V257H29ZM46 256H47V255H46ZM48 256H50V255H48ZM53 256H54V255H53ZM58 256H59V255H58ZM60 256H61V255H60ZM69 256H70V255H69ZM71 256H72V255H71ZM149 256H150V255H149ZM149 256H148V258H149ZM162 256H163V255H162ZM166 256H167V255H166ZM192 256H191V258H192ZM217 256H218V255H217ZM219 256H220V254H219ZM223 256H224V255H223ZM234 256H237V255L235 254ZM238 256H239V255H238ZM240 256H241V254H240ZM243 256H244V255H243ZM243 256H242V257H243ZM254 256H255V255H254ZM254 256H253V257H254ZM11 257H12V256H11ZM42 257H43V255H42ZM42 257H41V259H42ZM50 257H52V256H50ZM55 257H56V256H55ZM131 257H132V256H131ZM140 257H141V256H140ZM140 257H139V258H140ZM145 257H146L145 255L142 256V259H141V260L146 261V260L144 259ZM152 257H153V256H152ZM188 257L190 258V256H188ZM196 257H193V259H187V260H189L190 262H186V261H187V260H185L186 258H183V259H184V262H185V263L183 262V264H186V263H188V264H189V263H191V264L195 263V264H196V260H195V262H194V259H196ZM215 257H216V256H215ZM221 257H222V256H221ZM225 257H226V255H225ZM228 257H229V256H228ZM245 257H247V256H245ZM15 258H16V256H15ZM26 258H27V257H26ZM32 258H33V257H32ZM38 258H39V257H38ZM45 258H46V257H45ZM60 258H61V257H60ZM64 258H65V257H64ZM81 258H82V257H81ZM109 258H110V257H109ZM240 258H241V257H240ZM240 258H238V260H237V259H235V260L241 262V260H239ZM13 259H14V258H13ZM13 259H12V260H13ZM24 259H25V258H24ZM27 259H29V258H27ZM39 259H40V258H39ZM41 259H40V261H41ZM66 259H67V257H66ZM79 259H80V258H79ZM122 259H123V258H122ZM122 259H121V260H122ZM162 259H163V258H162ZM222 259H223V258H222ZM243 259H244V258H242V262H244V260H245V259H244V260H243ZM255 259H256V256H255ZM16 260H17V259H16ZM16 260H15V261H16ZM22 260H23V259H22ZM36 260H37V259H36ZM82 260H83V259H82ZM82 260H80V261H82ZM106 260H107V259H106ZM106 260H105V261H106ZM130 260H131V259H130ZM138 260H139V259H138ZM148 260H149V259H148ZM151 260H152V259H151ZM157 260H158V259H157ZM192 260H193V261H192ZM205 260H206V261H205ZM216 260H217V259H216ZM226 260H227V259H226ZM233 260H234V259H233ZM233 260H232V261H233ZM235 260H234V261H235ZM246 260L248 261V259H246ZM263 260H264V259H263ZM29 261H30V260H29ZM44 261H45V259H44ZM78 261H79V260H78ZM80 261H79V262H80ZM182 261H183V260H182ZM191 261H192V262H191ZM199 261H200V260H199ZM224 261H225V259H224ZM224 261H223V263H224ZM230 261H231V260H230ZM261 261H262V260H261ZM37 262H38V261H37ZM42 262H43V260H42ZM42 262H41V263H42ZM79 262H78V264H79ZM141 262H142V261H141ZM141 262H140V263H141ZM149 262H150V260H149ZM168 262H169V261H168ZM218 262H219V261H218ZM235 262H236V261H235ZM235 262H233V263H235ZM242 262H241V263H242ZM250 262H251V263H250ZM263 262H264V261H263ZM9 263H12L11 260H10ZM27 263H28V262H27ZM35 263H36V262H35ZM83 263H84V262H83ZM85 263H86V262H85ZM85 263H84V264H85ZM120 263H121V262H120ZM140 263H138V264H140ZM212 263H213V262H212ZM223 263H221V264H223ZM226 263H227V262H226ZM233 263H232V264H233ZM236 263H237V262H236ZM241 263H240V264H241ZM2 264H7V263H6V262H3ZM17 264H20V263H17ZM36 264H37V263H36ZM58 264H59V263H58ZM61 264H62V263H61ZM124 264H125V263H124ZM197 264H198V263H197ZM209 264H210V263H209ZM213 264H216V262L213 263ZM217 264H218V263H217ZM224 264H225V263H224ZM230 264H231V263H230ZM238 264H239V262H238ZM242 264H248V263H247V262H246V263L244 262V263H242ZM254 264H255V263H254ZM261 264H263V263H261Z\"/></svg>",
	"mask_w": 264,
	"mask_h": 264
}]
</instances>
